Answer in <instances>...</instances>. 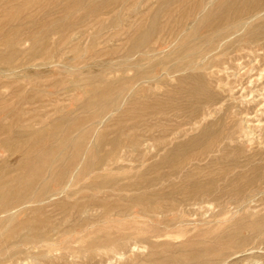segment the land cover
Returning a JSON list of instances; mask_svg holds the SVG:
<instances>
[{
	"label": "rangeland",
	"instance_id": "1",
	"mask_svg": "<svg viewBox=\"0 0 264 264\" xmlns=\"http://www.w3.org/2000/svg\"><path fill=\"white\" fill-rule=\"evenodd\" d=\"M6 1L7 0H0V6H2V8L0 7V9H2V11H0V19H1L0 20L1 21L0 22V28H2L4 26V30H3V28L0 29V38H1L0 41H2V43L0 42V59L2 60V61L0 60V72H1L0 73V82H1L0 85L4 81L3 84L0 86V95L3 94L2 97L0 96V101H1L0 102V117H2V118H0V124H1L0 125V127H1V129H0V144H1V146H0V169H1V167H4L3 169H6L9 166H15L18 164L17 162L20 161V158H21V156L19 155L20 153L12 154L10 149H8L9 143H11L13 141L18 142V140L21 141L20 139H18V140L15 139V137L13 135L14 132H18V130H19V132L25 133V132H29L32 130H38L39 128H42L41 132L45 131V133L43 132L41 135H43L45 137L44 141L46 144H48L47 146H49L51 143H53L52 138H50V140L48 141V139H49L48 136L51 133L50 131H52V129H53L52 127H49V126L53 122H55L56 119H58L60 117H69L68 118L69 123H71V120H72V125L70 124L72 127L70 125L68 127H71L72 133H73L72 128H73V125L75 122H76L75 126H76L77 130H79L80 127H83V125L85 126L83 128H87L89 126V124H87V122H85L86 119L84 121H83V119L86 117H87V119L90 118L89 114L91 116V113L93 111L97 110V112H99L101 110L98 107H93V108L86 107L85 108L83 106L84 105L83 103H86L88 100H90L89 102H87V104H85V106L86 105L88 106L89 103H93V102H94L93 104H96L95 102H98L104 94L106 96L110 95L109 98H112L118 92V90L121 87H123V88L127 89V92L123 94V97L124 96H126V97L123 98V101L120 102L119 106L111 108L110 109L111 111L109 110V112L105 113L102 116V118H100V120H99L100 123L98 126H96L97 130L96 131L94 130L95 131V132L93 131L94 133L92 132L95 137L94 136L92 137V139L90 140V144H87V147H85V148L88 149L90 146L93 147L94 141L96 142V137L99 134L103 133L106 136L101 134V136H103L104 138H102L103 139L102 141H99V144L101 145L100 147H102L101 148L102 152H106V150L110 148L109 145H106V144H108L107 139L115 137V130L119 129L118 125H117V120L122 119L121 117H123L122 120H124L123 121V122H125L124 124L128 125V124L134 123L137 126L136 133L134 131L136 136L134 135L133 132H131V134L134 135L135 138L136 137L138 138V142H139L138 144L140 146L137 147V150H133L134 152L130 151L129 153L120 154L121 156H118L117 160H115V163L113 162L111 165L113 171H111V169H109L110 173L108 170H105V171L102 170L101 171V174L103 176L102 178H105V177L111 178L113 176L112 177L113 180H117V182L120 183L119 184L120 186H123L124 184L127 185L126 183H128V182L144 183L142 189L139 190V188L134 187V189L124 191L123 194H125V195L126 194L134 195L135 193L145 194V192L151 194V196L156 195V194L157 195H156V197H153L154 200H152V202H151L152 204L150 203V201H147L143 204H139V205L137 204L135 206H132V205H134V204H132L131 209L127 210L126 212H123L120 209L115 210V208L110 209V211H109L108 206H106V205H108V204L110 205L112 203L116 204V202H117L116 197L113 198V196H107L106 195V193L109 192L107 190L110 188L108 186H110L111 184H109V185L105 184V187H108V188L102 189V191L103 190H105V191H103V192L101 191L102 192V193H100L101 195L96 193L98 195V197H95L96 199H94V200L90 199V200H92V202L94 201L92 203L88 199H89V197L92 196V194H94L95 196H96V194H95V192H92V190L88 191L90 189V187H88V186L92 181L91 180V178H93L92 176H94L95 174L92 173V175L90 177L89 176H88V178L85 177L84 180L80 181L78 179L79 174L81 172V168H82V166L80 165L78 167V169L75 168V170H74L75 173L73 172L74 175L68 176L65 180L63 179L64 183L62 185L64 188L68 189V192H66L67 190H65V192L64 191L62 192L61 186H57L55 183H51L50 187L48 189L42 190L43 191L42 194L45 196H42L43 199L41 198L40 201H35L32 203H28L29 205L26 204L24 206H21L25 210H23L21 207H18V208L11 209L5 213L0 214V227H1L0 228V230H1L0 231V247H1L0 248V257L2 256L0 258V261H1L0 264L1 263L2 264H204L205 262H206L205 264H264V220H263L264 219V185H263L264 184V170H263L264 169V167H263L264 166V161H263L264 160V155H263L264 154V101H263L264 100V89H263L264 88V85H263V83H264V71H263L264 70V10H262L258 16H256V15L252 16L255 13H251L250 15L244 16L243 18L245 20H247L249 23L247 26H243V27L241 26V27L237 28L234 32L232 31L229 34H226V35H228L227 37H225L226 36L225 35L223 38H221L222 40L221 39L216 40V43H214V45L210 46V47H209V44L207 43L206 40L209 38L208 35L211 32H207L206 29H201V28L198 29L197 28L198 30L195 32V85H196L195 87L199 88L201 86L200 90L203 89V91H199V89L195 88V91L197 93V94L195 93L196 94L195 100L197 101V99H198V101L197 102L195 101V104H192V106L190 105L188 107L185 105L184 99H185V97L187 98L188 89L189 90L191 89L190 85H192L193 82H188V81L185 82V81H182L181 78L187 76L188 74H190V72H194V71H189L187 69L174 71V70H176L174 68H177L178 67L177 65L181 64L183 61H185L184 64H188L191 61V59L188 58L187 56L181 55V53H182L181 50H183L186 46H188L191 43V41L194 40V38L190 36V33L195 28V16H196L195 11L196 10L192 9L194 6L190 7L191 4L194 3V1H192V0H183V1L178 0L177 1L176 0L172 4H167L166 0H158V2H157V0H154V1L153 0H140V1L139 0H123L122 1L123 3L122 2L120 3L121 0H116V1L115 0H108V1L107 0H104V1L101 0V2H99V3H98V1H100V0H97V2H96V0H95V2H94V0H90V1L84 0L85 2L83 0H82V2H80L81 0H74V1H72V0H59V1L58 0H50V1L49 0L48 1L42 0V2H41V0H35V2L33 0H27L25 2H23V0H16L17 3L15 0H13L14 2L13 1L11 2V0H8L7 2ZM31 1H32V3H31ZM111 1H113V2H111ZM118 1H119V3H118ZM135 1H137L136 2L137 5L135 4ZM4 2L7 4H4ZM20 2H23V3H20ZM27 2H30L31 4L27 3ZM59 2H60V4H58ZM62 2H64V3H62ZM104 2L106 4H104ZM149 2H152V3H149ZM161 2H162V4H161ZM183 2L184 3L186 2V3L184 4ZM190 2H192V3H190ZM39 3H42V5L41 4L39 5ZM88 3H91V4H88ZM93 3H94V6L92 5ZM95 3H96V5H95ZM131 3H133V4H131ZM8 4H10V5H8ZM25 4H27V5L29 4V6H27V9H26ZM57 4H58V6H57ZM65 4H67V6H69V8L71 10H65L64 9ZM68 4H71V5H68ZM110 4H113V5L110 6ZM116 4L118 5L117 7H115ZM159 4H161V5H159ZM12 5H14V6H12ZM17 5H19L20 7L18 8ZM24 5H25L24 9L26 11L28 10L27 12H25L24 9L21 8ZM43 5L45 7L48 6V9H46ZM78 5H80V7H78L79 9H76ZM158 5L160 6V8L158 7ZM180 5H182V6L180 7ZM73 6L74 7L76 6V7L73 8ZM97 6H98V8H97ZM106 6H107V9H106ZM4 7H6V8H4ZM14 7H17V8H15L17 10L19 9L17 12L18 14L15 12L16 11L15 9H12ZM30 7H31V9H30ZM33 7L35 9H32ZM40 7L42 8V10L38 11L39 9H41ZM92 7H93V11L90 12V10H92V9H89V8H92ZM103 7H105V8H103ZM110 8H112V9H110ZM168 8H170V10H169L170 12L167 11ZM174 8H175V10H174ZM187 8L191 9V10H188ZM4 9H5V11L7 9H9V11L5 12ZM75 9L77 10L76 12H75ZM86 9L88 11L84 12ZM98 9H100L101 11L102 10H104V11L100 12V10H98ZM113 9L114 10L117 9V10L114 11ZM30 10H32V11H30ZM35 10H37V11H35ZM58 10H59V12H58ZM187 10L189 12H187ZM65 11L68 13V15L65 13ZM69 11H71V12H69ZM151 11L153 13L151 15H149L151 13ZM158 11L163 12L164 18H162V17H161V19L159 18L158 24L162 25L164 23L162 25L164 27V28H162V30L163 29L166 30V31H164L165 33L161 32V27H160V29H158L155 32V34H153L151 36V39L149 40V43L147 45L146 44L145 45L144 44L143 45L138 44L139 42H136V40L139 41V37L142 35V33H144L147 30L149 23H151V19L153 17L152 15H155L154 13H156ZM179 11L181 14L179 13ZM8 12L11 16H12V14L13 15L15 14V20L13 19L14 16L9 17L10 15L8 14ZM22 12H23V15H22ZM38 12L39 13L45 12V13H40L41 16L39 18H36L39 16ZM61 12H62V14H61ZM87 12L88 13L90 12V13L88 15H86ZM91 13L92 14L95 13L98 15L97 16L95 14L91 15ZM170 13H171V15H170ZM173 14H175V15L173 16ZM44 15H47V16L44 17ZM65 15H67V16H65ZM72 15H74V16H72ZM141 15L143 16L144 19L142 18ZM148 15H149V17H148ZM180 15H182L181 16L182 18L179 17ZM5 16H6V18H5ZM18 16H20V17H18ZM28 16L32 17L34 19L33 22H32V18H29ZM87 16H89V17H87ZM172 16H173V18H172ZM23 17H24V19H23ZM27 17L30 20L29 19L26 20ZM34 17L36 18V20ZM60 17L63 19H61ZM82 17H84V18L82 19ZM91 17H93L92 19L95 18V20L94 21L91 20L90 19ZM97 17H99V18H97ZM176 17L178 20L176 19ZM183 17H187V19L189 17V19L186 20L185 18L183 19ZM255 17H257V18H255ZM57 18H59L60 20H54ZM80 18L82 19V21ZM137 18H138V20H136ZM7 19H9V20H7ZM11 19H13L14 21L12 22ZM45 19H48L47 21H49V22H47ZM70 19L71 20L73 19V20L70 21ZM174 19H175V21H174ZM181 19H183V20L181 21ZM4 20L8 21V22H5ZM22 20H26V22H23ZM44 20H45V22H44ZM116 20H117V22H116ZM135 20L137 22V25H135L136 24ZM159 20H161V21H159ZM29 21H31L32 23ZM40 21H43V22L40 23ZM46 22L49 25H47ZM58 22L60 24H57ZM86 22H88V23H86ZM97 22H98V24H97ZM172 22H174V23H172ZM5 23L7 24V27H5ZM8 23H10V25ZM19 23H21V24H19ZM43 23H44V25H42ZM79 23L81 24V26ZM133 23H134V25H133ZM140 23H142V24L140 25ZM184 23L186 25H184ZM25 24H27L28 26ZM56 24H57V28L55 26ZM62 24L63 25L65 24L64 25L65 28L64 27L62 28V26H63ZM167 24H168V27H167ZM171 24H173V25H171ZM21 25L23 26V28ZM36 25H38V27H35ZM76 25H78V26H76ZM83 25L84 26L86 25V26L83 27ZM182 25H184V26H182ZM19 26H21V27H19ZM32 26L35 28L32 29L33 28ZM71 26L75 27V28L73 29ZM165 26H166V29H165ZM173 26H174V28H173ZM181 26H182V29H181ZM40 27H42V28H40ZM80 27H82V28H80ZM175 27H176V29H175ZM12 28H14L15 30H12ZM19 28H20V30L22 29L20 32L18 30ZM55 28L57 30H55ZM67 28H68V30H67ZM139 28L142 31H140ZM169 28H172L173 31L170 30ZM7 29H9V30L7 31ZM25 29H27L28 31H26ZM2 30L4 31V33L2 32ZM17 30L19 33L17 32ZM23 30H24V32H23ZM46 30H48V31L45 32ZM52 30H53V32H52ZM54 30L56 32V35H53V34H55ZM246 30H248V31H246ZM6 31H7V33H6ZM32 31H34V32L36 31V32L34 33ZM168 31H169V33H168ZM9 32H11V33H9ZM12 32H15V34ZM31 32H32V34H31ZM42 32H44V33H42ZM62 32H64V33H62ZM71 32H72V34L70 35ZM157 32H159V33H157ZM160 32L163 33V35ZM240 32H242V33H240ZM5 33H6V35L11 34L10 36L12 39L10 38V36L9 37H8V35L6 36ZM58 33H60V34H58ZM65 33H66V35H65ZM137 33H138V35H137ZM237 33H239V34H237ZM33 34H34V36L32 37ZM41 35H42L41 38L36 39V37H40ZM47 35H49V36L47 37ZM67 35H69V36H67ZM2 36H4L5 38ZM63 36H65V37H63ZM134 36H135V38H134ZM52 37H53V39H51ZM131 37H132V39H131ZM65 38H66V40L63 41V39H65ZM168 38H170V39H168ZM10 39L11 40L15 39V40H13V42H12ZM59 39L61 41H59ZM68 39L70 40V42ZM133 39H134V41L132 42ZM158 39H160V40H158ZM43 41H44V43H43ZM22 42L24 43V45ZM32 42L35 45L32 44L30 46V43H32ZM168 42H169V44H168ZM36 43L37 44L39 43V44L37 45ZM58 43H59V45H61V43H62L61 47L64 48V50L60 46H58ZM156 43H157V45H156ZM17 44H19V45H17ZM152 44H154V45H152ZM181 44H183V45H181ZM216 44H217V47H216ZM20 45H22V46L20 47ZM129 45L130 46L133 45V47L132 46L130 47ZM225 45H227V46H225ZM231 45H234V46L231 47ZM137 46H139V47L134 48ZM44 47H46L48 49H46ZM49 47H51V48H49ZM58 47H59V49H58ZM152 47H153V49H151ZM169 47H170V49H169ZM212 47H214V48L212 49ZM38 48H40V49H38ZM41 48L44 51L41 50ZM60 48L62 49L61 51H60ZM156 48H158V50ZM57 49L60 51V53H59V51H57ZM209 49H210V51H209ZM224 49H226V50H224ZM17 50L18 51L20 50L21 53H19ZM229 50H230V52H229ZM32 51H34V52H32ZM40 51H42V52L39 53ZM53 51H55V52L52 54ZM146 51H149L148 56H146V54H145ZM226 51H228L229 53ZM126 52H128V53H126ZM216 52H218V53L215 54ZM11 53H12V55H11ZM17 53H19V54H17ZM33 53L34 54L36 53V55H33ZM37 53H39V54H37ZM132 53L135 55L131 56ZM151 53H153V54H151ZM224 53H226L227 55L226 54L224 55ZM42 54H44L43 55L44 57L42 56ZM143 54H145V55H143ZM173 54H174V56H173ZM9 55H11L12 58H10ZM31 55L34 56V58H32ZM4 56L6 58L8 56V58H10L12 60L10 61V59L7 58L8 59V61H7V59H5ZM13 56H14V59H13ZM49 56H52V57H49ZM124 56H126V57H124ZM28 57H30V58H28ZM133 57H135V58L133 59ZM19 58H21L20 61H18ZM38 58H40V59H38ZM160 58H162V59H160ZM208 58H210V60ZM214 58L215 59L217 58L216 60L218 62ZM50 59H52V60H50ZM143 59H145L144 60L145 62L143 61ZM213 59H214V61H213ZM15 60H16V62L17 61L18 62L17 63L14 62ZM22 60H24V61H22ZM42 60H45V61H42ZM46 60H48V61L46 62ZM5 61H7V62L5 63ZM160 61L161 62L163 61V62L161 63ZM170 61H171V64H170ZM207 61H209V62H207ZM24 62L27 63V65ZM177 62H178V64H177ZM19 63H22V64H20V67H17V66H19L18 65ZM149 63L151 64V66H149L150 65ZM163 63H165V64L163 65ZM200 63H202V64H200ZM14 64H16V65H14ZM166 64H167V66H165ZM209 64H211V66H208ZM8 65H10V66H8ZM136 65L137 66L139 65L138 68L141 67L142 69L140 68V70H139L136 67ZM212 65H213V67H212ZM112 67H114V68H112ZM126 67L130 68L129 69L130 71L128 70V68L125 69ZM159 68H161V69H159ZM214 68H215V70H214ZM220 69H221V71H220ZM208 70H210L211 73ZM212 70H213V72H212ZM76 71H78V72H76ZM72 72H75L76 74L74 73V75H73ZM81 72H82V74H81ZM86 72H89V73H86ZM142 72H143V74H141ZM147 72H150V73L146 74ZM165 72L167 73V75ZM99 73H101L100 74V75H102L101 77H100ZM139 73H140V75H138ZM175 74H178V75H175ZM210 75H212V77ZM82 76H85V77H82ZM87 76H89V77H87ZM139 76L140 77L144 76V78L143 77L140 78ZM96 77L98 80L95 79ZM131 77L135 78V82L130 81V84H129L128 81H129V79H131ZM260 77H263V79ZM92 78H94V79H92ZM14 79L15 80L18 79V81L14 82ZM122 79H123V81H122ZM124 79L128 80L127 83H125L126 80H124ZM164 79H166V80L164 81ZM218 79L219 80L221 79V81H219ZM12 80L14 83H12ZM60 80L62 81L61 84L59 83ZM91 80H94L95 82H93ZM118 80H120V81H118ZM142 80H144V81H142ZM207 80L209 81L210 86L209 85L207 86V84H208ZM77 81H79V82H77ZM156 81L158 84H156ZM180 81L182 82L181 84L178 83ZM10 82H11V84H10ZM40 82H42V83L45 82V83L42 84ZM97 82L101 83V84L99 85ZM202 82L205 83V85ZM72 83H75V84H73V86H72ZM76 83H78V84H76ZM123 83H125V85ZM146 83H148V84H146ZM183 83H186V84L183 85ZM80 84L82 85V88H81ZM108 84H109V87L111 90L107 86ZM111 84H113V85H111ZM122 84H123V86H121ZM141 84H143V85H141ZM13 85H15V86H13ZM50 85H52V86H50ZM54 85H55V87H54ZM56 86H59V87L57 88ZM95 86H98V87H95ZM111 86H113L112 87L113 89L111 88ZM10 87H13V89L12 88L9 89ZM72 87L74 89L75 88L76 89L74 90ZM92 87L96 88V90H97L96 93H99V95L95 93V89H93ZM105 87L107 88V90H110V91H106ZM159 87H160V89H159ZM15 88H18V89H15ZM20 88L22 91L19 90ZM102 88H104V89H102ZM166 88H168V89L166 90ZM98 89H100V90L98 91ZM175 89H180V90H175ZM184 89H186L187 92H184ZM16 90L17 91L19 90L20 92L19 91L16 92ZM92 90H94V91H92ZM168 90L169 91L171 90L170 94L168 93ZM34 91H36V92L33 93ZM174 91H177V93L176 92L174 93ZM10 92H11V95H10ZM13 92H14V94H13ZM154 92H156L157 94ZM172 92L174 94H172ZM180 92H182L183 95ZM152 93L154 95L155 94L156 95L153 97H150ZM206 93H208L209 95L208 94L205 95ZM15 94L16 95L18 94L17 98H16ZM34 94L38 95L39 98L36 95L34 96ZM93 94H94V96H93ZM211 94H213V95L215 94V97ZM7 95H8V97H7ZM88 95H92L91 97H93V98H90V96H88ZM100 95H101V97H100ZM147 95H149V96H147ZM201 95H202V97H201ZM254 95H255V97H254ZM11 96H15V97H12V99H11L12 101H10ZM33 96L35 98H32ZM95 96L98 97L99 100ZM204 96H206L205 97L206 100H205ZM94 97L96 98V101L93 100V99H95ZM133 97H136L137 99L133 98ZM177 97H179V100ZM18 98H20L21 101ZM21 98H24V100ZM31 98H32V100H31ZM54 98L57 99L58 101L55 100ZM146 98H148V99H146ZM155 98H158V99H155ZM180 98H184V99H180ZM35 99H38V100H35ZM48 99H50V100H48ZM130 99L132 101H135V99H136L135 103H131L132 101ZM212 99H216V100H213L214 103H216V104L213 103ZM2 100L3 101L5 100V101L2 102ZM15 100H17V101H15ZM26 100L27 101H33V102H26ZM46 100H48V101H46ZM164 100H166V101H164ZM167 100L171 101V102L173 101V102L168 103ZM202 100H205V101H202ZM253 100H257V101L254 102ZM18 101H20V102H18ZM40 101H43V102H40ZM51 101H54L56 104L54 105L53 104L54 102H52V104H49V103H51ZM128 101H131V102H128ZM155 101H157V103H159V106H157V107L154 106V105H158L157 103H155ZM182 101H184V102H182ZM248 101H249V103H248ZM16 102L19 103L18 106H17L18 103L16 104ZM57 102L59 103V107H58ZM149 102H151V103H149ZM12 103H13V105H11ZM26 103H28V104H26ZM46 103L49 104V106L50 105H52V106L48 107V105ZM148 103H149V105L153 104L154 109H156L155 111H157V110L161 111L162 110L161 114H158L156 117L153 115L147 116L146 115L147 112L145 110H143V108H145V106L148 105ZM163 103L164 104L168 103L167 105L169 106V108L165 109L164 108L165 105ZM200 103H201V105H198ZM203 103H204V105H203ZM39 104L42 105L43 108H41L42 106H40ZM160 104H161V106H160ZM188 104H190V103H188ZM256 104L259 106H257ZM35 105H36V107H35ZM37 105H39L40 108ZM44 105H46V106L44 107ZM162 105H164V106H162ZM193 105H196V107L193 108ZM261 105H262V107H261ZM30 106H34V107L30 108ZM181 106H183L184 108L182 109ZM185 106L188 107V109H186ZM61 107H63V108H61ZM162 107L168 111L166 112L165 110H163ZM197 107H199V108H197ZM15 108H16V110H13ZM57 108H59V109H57ZM80 108H82V109H80ZM87 108H89L90 110L88 109L87 111H85ZM95 108H97V109H95ZM4 109H5V111H7V113L4 111ZM30 109H31V111H30ZM129 109H130V111H129ZM131 109H132V111H131ZM181 109L183 111H181ZM17 110H19V111L17 112ZM26 110H28V111H26ZM82 110H84V111H82ZM50 111H55V112H50ZM69 111H70V113H69ZM115 111H118V112H115ZM125 111H126V113H125ZM194 111H196V112H194ZM197 111H199V112H197ZM243 111H244V113H243ZM21 112H22V115H21ZM34 112H36V113H34ZM41 112L44 114L46 113V115L48 117L45 116L44 114H42ZM49 112H50V114H49ZM9 113H10V115H9ZM15 113H17L18 115ZM37 113H39V114H37ZM80 113H83V114H80ZM130 113H133L132 114L133 116ZM167 113H168V115H167ZM186 113H188L189 116ZM192 113H195L194 117H193ZM226 113H230V114H226ZM12 114L13 115L15 114V115L11 116ZM30 114H32V115H30ZM78 114H80V115H78ZM162 114H165V115H162ZM177 114H178V116H177ZM179 114H182V115H180L181 117H179ZM184 114H186L187 116H185ZM144 115H146L148 117V119H147V117L145 119ZM183 115H184V117H183ZM134 116H136V117H134ZM142 116H144V117L141 118ZM163 116H165V117H163ZM247 116H249V117H247ZM27 117L30 119L28 120ZM33 117H34V119H33ZM52 117H54V118H52ZM56 117H58V118H56ZM204 117H205V119H203ZM227 117H229V118H227ZM234 117H236V118H234ZM126 118H128V119H126ZM129 118H131V120H129ZM160 118H164V119H160ZM226 118L229 119L230 122ZM232 118H233V120H232ZM243 118L244 119L246 118L247 121L243 120ZM142 119H144V120L142 121ZM193 119L195 120V122H191ZM224 119H226V120H224ZM25 120H26V122H25ZM39 120H42V121H39ZM234 120H235V122H234ZM200 121H201V123H200ZM219 121H220V123H219ZM221 121L222 122L224 121L223 122L224 125ZM5 122H7L8 124ZM80 122H82V123H80ZM246 122L248 125L246 124ZM14 123L16 126L14 125ZM21 123L22 124L24 123V125H22ZM31 123H32V125H31ZM230 123H232V124H230ZM41 124H44V125H41ZM152 124L155 127H153L154 129L150 131L149 129H150V126H152ZM219 124H221V126ZM226 124H227V126H226ZM62 125H64V124H62ZM78 125H81V126H78ZM148 125H149V127H148ZM218 125L220 126V128ZM210 126L211 127L215 126L214 129L221 130L225 136H226L225 133H228V132L232 133L234 135V140L232 139V141H233L232 143H234V145L231 144L230 142H227L228 140L225 139V142L230 144V146L228 145L229 154L231 156H233V154L235 156H237L239 154L238 157L233 156L232 158H234V159L235 158H242L243 159L245 156H247L243 160L238 159V161H242V162L247 160V159L256 158V159H253L254 162L255 163L257 162L256 164H259V165L262 164L263 165V166L260 165L261 170L259 169V171H261L260 178L258 179L257 183H255V185H253L254 187L250 186L251 189L246 190L247 191L246 196H243V197L242 196H236V197L233 196V194H232L233 190L231 188H228L227 190H225L226 188L223 187L224 184L222 182H220L221 184L219 186V189L213 193L214 196H212V193H210L209 196H207V197H206V195H208L207 193H204L205 195H203L202 193L195 195V193H194L195 191H194V187H193L195 185V176H194V178H192L190 180L186 179V177L190 173H194V175H195V158H193L191 156L189 157L188 164H186L185 167H183L181 169V171L178 172V174L176 176L174 174V175L168 176V178L166 177L165 180H163V178H162V180L157 179L160 176H162L163 174H165L167 171H169L167 166L162 167V165H161L163 163L164 159L166 158L167 151L170 148H172L173 146H176L178 143L188 142L190 137L199 135L200 132L202 133L203 131H205V129L207 130ZM12 127H15V128H12ZM63 127L64 126H62V128ZM192 128H193V130H192ZM5 129H7L6 133H4ZM16 129H18V130H16ZM227 129H228V132H226ZM77 130H75V133H73V134H75L74 136H76V137L79 134L77 132ZM81 130H82V128H81ZM110 130L111 131L113 130L112 131L113 133L112 132L110 133L109 132ZM47 131H48V133H46ZM96 132H97V134L98 133L99 134L96 135ZM252 132H254V133H252ZM232 134H231V136H233ZM251 134H253V135H251ZM235 135H236V137H235ZM7 136H9V138ZM107 136H109V137H107ZM5 138H7L8 140ZM26 139L22 140V142H24ZM239 139L242 141H240ZM250 139L252 140V143L250 142ZM259 140L261 141V143ZM237 141H238V143H237ZM239 142H241V143H239ZM238 145H240V147H238ZM231 146H233V147H231ZM238 148H240V149H238ZM236 149H237V151H236ZM69 150L72 151V147ZM255 152L257 153V155H255L256 154ZM259 153H260V155H259ZM242 154H243V156H241ZM186 155H185V158L186 157L188 158V155L187 156ZM85 158H86V156H83V158L81 159V161L83 163L85 162ZM191 158H193L191 160L192 163H189ZM184 159L182 158V160H184ZM2 161H4V163L7 161V163H5V165H4V163H1ZM203 162L207 163L206 160ZM205 163H203V164H205ZM58 168L61 169V167H58ZM242 169H245V168H242ZM248 169L249 168H247L246 170H248ZM238 170H241V168H238ZM262 172H263V175H262ZM110 174H111V176H109ZM107 175H108V177H107ZM248 175H250V174H248ZM251 177L253 178V176H250L249 178H251ZM106 178L101 179V180H106ZM109 178L107 179L108 181L106 180L107 183L110 182L109 180H111ZM89 179H90V181H89ZM167 179H169L170 181L172 180L175 183L177 181V183L174 185H172L173 183L169 184V182H168L169 180H167ZM113 180H112V182H114ZM104 182H102V183H104ZM151 182L152 183L155 182V185H152V186L148 185ZM86 184H87V186H86ZM179 184H181V185H179ZM53 185H54V188H53ZM169 186H171V187H169ZM79 187L83 190V192L81 190H79L80 189ZM52 189H53V191H52ZM175 189H183V192L178 193V192H176L177 190H175ZM78 190H79V192H77ZM253 190H254V192H253ZM49 191L51 193H56V194L48 193ZM221 191H223V192H221ZM227 191L229 194L227 193ZM59 192H60V194H59ZM71 192H72V194H71ZM78 193H79V195L80 194H82V195L79 196V195H77ZM102 194H104V195H102ZM158 195H160V196H158ZM248 195H249V197H248ZM221 196H224V197H221ZM157 197H159V198H157ZM203 197H205V198H203ZM80 198L83 199L82 201L86 202V203H83L82 201L79 202V200H81ZM70 199L73 201H71ZM97 199H99V200H97ZM102 199H104L106 201L103 200L102 203H100ZM58 200H60V201H58ZM61 200H64L65 202L61 201ZM75 200L77 203H80L82 206L80 204L77 205V203L74 202ZM95 200L97 202L99 201V203L95 202ZM157 200H159V201H157ZM67 202H68V204H67ZM57 203L61 206H59ZM73 203H75L77 206ZM159 203H161V204H159ZM37 204H38V207H37V209H35ZM34 205H35V207H34ZM92 205H93V207H92ZM28 206H30L29 209H28ZM43 206H45V207H43ZM83 206H84V208H83ZM99 206H101V207H99ZM59 208H60V210L63 209V211L61 210L62 213L57 212L59 210ZM64 208H65V210H64ZM105 208H107V209L104 210ZM144 208L145 209L148 208V211L144 212L145 211ZM39 209L42 211L40 212ZM74 209H76V210L74 211ZM82 210L83 211L85 210V211L83 212ZM67 211H69V212H67ZM78 211H79V213H78ZM36 212H38L39 214L40 213H42V214L45 213V214L39 215ZM70 212L73 214L71 215ZM33 213H34V215H33ZM64 213H66V214H64ZM17 215H18V217H17ZM86 216H87V219H85ZM48 217H50V218H48ZM29 218H30V220H29ZM38 218H41L42 220L46 221L47 223L49 220L48 224H50L49 226H52V228L51 227L44 228V227L40 226L41 228H39V227H37L36 229L31 228L32 229L31 230V229H22L20 227V224L22 222L27 221V220L32 221V222H33V220H40ZM50 219H52V220H50ZM56 220H57V222H56ZM6 221H7V223H6ZM18 223H20V224H18ZM55 223H57V225ZM83 223H84V225H83ZM255 223L256 224L258 223L257 226L254 225ZM238 224H240L241 226L238 227ZM242 224H244V225H242ZM246 224H247V226L248 225L249 226L247 227ZM259 224H261V225L263 224V228H260L262 226H260ZM13 225L14 226L17 225V226L14 227ZM12 226H13V229H15V230L19 229L18 232H19V234H21V235H17L14 239L15 240L20 239L19 242H22V243H19L18 241L6 242L4 239L6 237H2L10 229H11L10 231L13 230ZM32 226H34V225L32 224ZM245 226H246V228H245ZM60 227H62V228H60ZM251 227H253V228H251ZM55 228H58V229H55ZM75 228H77V229H75ZM34 231H36V232H34ZM48 231L51 233L49 234ZM23 232H25V233H23ZM38 232L41 233V236H43V237L39 238L38 236H35V233H38ZM39 233H38V235H39ZM45 233L47 235H45ZM29 234H30V236H29ZM25 235H27L29 237V239H32V237H33V239L34 240L36 239L37 241H34L32 239L33 241L31 243L25 244V242L22 240L25 237ZM96 235L98 237L95 238ZM227 236H228V238H227ZM47 237H48V239H47ZM106 237H108V239ZM225 237L227 238V240L228 239H232V240L230 242H229V240L225 241L226 240ZM230 237H232V238H230ZM97 238H99V239L97 240ZM105 238L107 239L108 242L104 241ZM97 241L100 243L98 245H95L98 243ZM221 241H223V242H221ZM1 242H3V243H1ZM16 242H18V243H16ZM101 242H103V243H101ZM219 242H220V245H218ZM224 242H226V243L229 242V243L226 244ZM90 243H92L93 245L92 244L91 245H85V244H90ZM224 244H225V246H224ZM210 245H212L211 246L212 248L210 247ZM16 246H19L18 247L19 249L18 248L16 249ZM84 246L86 247V249L84 248ZM92 246H94L96 249L92 248ZM90 247H91V249H90ZM35 248H37V249H35ZM216 249L217 250L220 249V250L217 251ZM221 249H223V250H221ZM1 250H2V252H1ZM91 250H93V252H90ZM97 250H98V252H97ZM205 250H207V251H205ZM94 251L96 252V254L93 255V253H95ZM200 253H203L202 256ZM193 255H196L195 256L196 260H198L199 262H201L202 260L203 261L201 263H199L198 261H196L193 258L194 257ZM207 256H208V258H207ZM209 256H211L212 258ZM197 257L198 258L200 257V258L197 259ZM203 257L205 259H203ZM7 259H8V261H7Z\"/></svg>",
	"mask_w": 264,
	"mask_h": 264
},
{
	"label": "bare ground",
	"instance_id": "2",
	"mask_svg": "<svg viewBox=\"0 0 264 264\" xmlns=\"http://www.w3.org/2000/svg\"><path fill=\"white\" fill-rule=\"evenodd\" d=\"M8 1V0H7ZM6 1V2H7ZM13 0H11V2H12ZM16 1V0H15ZM25 1H27V0H23V2H25ZM34 2H35V0H33ZM48 1V0H47ZM46 1V2H47ZM50 1V0H49ZM59 1V0H58ZM57 1V2H58ZM72 1H74V0H72ZM84 1V0H83ZM90 1V0H89ZM104 1V0H103ZM108 1V0H107ZM116 1V0H115ZM123 0H121L120 1V3L122 2ZM140 1V0H139ZM154 1V0H153ZM176 0H166V3L167 4H172L173 2H175ZM178 1V0H177ZM183 1V0H182ZM192 1H194V3H192V2H190V3H192L191 4V6L190 7H192V6H194L192 9L194 10H196L195 11V14H196V16H195V28H194V30L190 33V36L191 37H193L194 38V40L193 41H191V43L188 45V46H186L183 50H181L182 51V53H181V55H183V56H187L188 58H190L191 59V61L188 63V64H184L185 63V61H183L181 64H179V65H177L178 67V69L177 68H174V69H176V70H174V71H178V70H189V71H194V72H190V74H188L187 76H185V77H183V78H181V80L182 81H185V82H193L192 83V85H190V87H191V89L189 90L188 89V92L186 91V89H184V92H187V94H188V96H187V98L185 97V99L184 98H180V99H184L185 100V102L184 101H182V102H184L185 103V105L186 106H192V104H195V97H196V91H195V32L198 30V29H206V31L207 32H211L208 36H209V38L206 40L207 41V43L209 44V47L210 46H213L214 45V43H216V40H219V39H221V38H223L226 34H229L230 32H234L237 28H239V27H243V26H247L249 23H248V21L247 20H245L243 17L244 16H247V15H250L251 13H255V14H253L252 16H254V15H256V16H258L260 13H261V11L262 10H264V0H192ZM14 2V1H13ZM23 2H20V3H23ZM33 2V3H34ZM41 2H42V0H41ZM44 2V1H43ZM55 2V1H54ZM78 2V1H77ZM80 2H82V0L80 1ZM85 2V1H84ZM83 2V3H84ZM88 2V1H87ZM86 2V3H87ZM94 2H95V0H94ZM96 2H97V0H96ZM99 2H101V0L100 1H98V3ZM111 2H113V1H111ZM136 2L137 1H135V4H136ZM157 2H158V0H157ZM163 2V1H162ZM162 2H161V4H162ZM187 2V1H186ZM185 2V3H186ZM16 3H17V1H16ZM27 3H30V2H27ZM31 3H32V1H31ZM30 3V4H31ZM49 3V2H48ZM62 3H64V2H62ZM118 3H119V1H118ZM117 3V4H118ZM123 3V2H122ZM128 3V2H127ZM126 3V4H127ZM149 3H152V2H149ZM184 3V2H183ZM184 3V4H185ZM4 4H7V3H5L4 2ZM35 4V3H34ZM42 5V3H39V5ZM45 4V3H44ZM47 4V3H46ZM58 4H60V2L58 3ZM58 4H57V6H58ZM72 4V3H71ZM71 4H68V5H71ZM88 4H91V3H88ZM104 4H106L105 2H104ZM116 4V6L115 7H117L118 5ZM131 4H133V3H131ZM130 4V5H131ZM134 4V5H135ZM161 4H159V5H161ZM3 5V4H2ZM8 5H10V4H8ZM26 5V9H27V6H29V4L27 5V4H25ZM25 5L23 6V7H21V8H25ZM87 5V4H86ZM93 6H94V3L92 4ZM95 5H96V3H95ZM103 5V4H102ZM101 5V6H102ZM111 5H113V4H110V6ZM137 5V4H136ZM154 5V4H153ZM158 5V7L160 8V6ZM189 5V4H188ZM187 5V6H188ZM4 6V5H3ZM12 6H14V5H12ZM18 6V8L20 7L19 5H17ZM37 6V5H36ZM44 6V5H43ZM47 6V5H46ZM89 6V5H88ZM87 6V7H88ZM122 6V5H121ZM155 6V5H154ZM153 6V7H154ZM175 6V5H174ZM182 5H180V7H181ZM186 6V7H187ZM1 8H2V6H0ZM45 7V6H44ZM63 7V6H62ZM71 7V6H70ZM76 7V6H75ZM74 6H73V8H75ZM78 7H80V5H78L77 6V8L76 9H79ZM4 8H6V7H4ZM8 8V7H7ZM15 8H17V7H14V8H12V9H15ZM37 8V7H36ZM41 8V7H40ZM46 9H48V6L47 7H45ZM44 8V9H45ZM58 8V7H57ZM97 8H98V6H97ZM103 8H105V7H103ZM158 8V9H159ZM164 8V7H163ZM162 8V9H163ZM171 8V7H170ZM170 8H168V10L167 11H169L170 10ZM22 9V10H23ZM30 9H31V7H30ZM32 9H35L34 7L32 8ZM39 9V8H38ZM60 9V8H59ZM63 9V8H62ZM65 10H71L70 8H69V6H67V4H65V8H64ZM75 9V12L77 11ZM89 9H92V10H90V12L91 11H93V7L92 8H89ZM106 9H107V6H106ZM110 9H112V8H110ZM134 9V8H133ZM152 9V8H151ZM156 9V8H155ZM180 9V8H179ZM178 9V10H179ZM188 9V8H187ZM16 11V13L18 12V10L17 9H15ZM40 10H42V8L41 9H39L38 11H40ZM98 10H100V9H98ZM114 10V9H113ZM115 10H117V9H115ZM114 10V11H115ZM150 10V9H149ZM174 10H175V8H174ZM182 10V9H181ZM188 10H191V9H188ZM187 10V12H189ZM0 11H2V9H0ZM4 11H5V9H4ZM7 11H9V9H7L5 12H7ZM12 11V10H11ZM10 11V12H11ZM24 11L25 12H27L25 9H24ZM30 11H32V10H30ZM35 11H37V10H35ZM45 11V10H44ZM49 11V10H48ZM52 11V10H51ZM84 11V10H83ZM86 11H88L87 9L84 11V12H86ZM102 11H104V10H102ZM101 10H100V12H102ZM113 11V12H114ZM148 11V10H147ZM164 11V10H163ZM173 11V10H172ZM177 11V10H176ZM175 11V12H176ZM14 12V13H15ZM21 12V11H20ZM19 12V13H20ZM24 12V13H25ZM56 12V11H55ZM58 12H59V10H58ZM69 12H71V11H69ZM80 12V11H79ZM89 12V13H90ZM96 12V11H95ZM107 12V11H106ZM170 12V11H169ZM185 12V11H184ZM183 12V13H184ZM39 13V12H38ZM40 13H45V12H40ZM39 13V16L38 17H36L35 15V17L36 18H39L40 16H41V14ZM65 13L68 15V13L65 11ZM78 13V12H77ZM81 13V12H80ZM88 12L86 13V15H88L89 14ZM104 13V12H103ZM112 13V12H111ZM153 12L151 11V13L149 14V15H151ZM178 13V12H177ZM179 13H180V11H179ZM2 14V13H1ZM8 14H9V12H8ZM18 14V13H17ZM32 14V13H31ZM52 14V13H51ZM61 14H62V12H61ZM64 14V13H63ZM74 14V13H73ZM93 14H95V13H93ZM92 13H91V15H93ZM100 14V13H99ZM105 14V13H104ZM107 14V13H106ZM109 14V13H108ZM155 15H152L153 17H152V19H151V23H149V25H148V28H147V30L144 32V33H142V35L139 37V41L138 40H136V42H139L138 44H140V45H147L148 43H149V40L151 39V36L153 35V34H155V32L158 30V29H160V27H161V32H164V31H166V30H162V28H164L162 25L164 24H162V25H159L158 24V19L160 18L161 19V17L162 18H164L163 17V12L162 11H158V12H156V13H154ZM181 14V13H180ZM186 14V13H185ZM194 14V15H195ZM5 15V14H4ZM10 15V14H9ZM8 15V16H9ZM21 15V14H20ZM22 15H23V12H22ZM56 15V14H55ZM54 15V16H55ZM67 15H65V16H67ZM96 16L98 15V14H95ZM149 15H148V17H149ZM169 15V14H168ZM170 15H171V13H170ZM175 14H173V16H174ZM187 15V14H186ZM12 16H14L13 17V19L15 20V14L13 15L12 14ZM11 15L9 16V17H12ZM26 16V15H25ZM32 16V15H31ZM45 16H47V15H44V17ZM59 16V15H58ZM72 16H74V15H72ZM81 16V15H80ZM95 16V17H96ZM142 16V15H141ZM145 16V15H144ZM173 16H172V18H173ZM182 15H180L179 17H181ZM18 17H20V16H18ZM29 17V16H28ZM27 17V19L26 20H28L29 18H32V17H29L28 18ZM34 17V18H35ZM57 17V16H56ZM64 17V16H63ZM71 17V16H70ZM69 17V18H70ZM85 17V16H84ZM84 17H82V19L84 18ZM87 17H89V16H87ZM146 17V16H145ZM178 17V18H179ZM5 18H6V16H5ZM4 18V19H5ZM36 18H35V20H36ZM49 18V17H48ZM61 18V17H60ZM93 17H91L90 19L91 20H95V18L94 19H92ZM97 18H99V17H97ZM141 18V17H140ZM139 18V19H140ZM142 18H143V16H142ZM141 18V19H142ZM166 18V17H165ZM171 18V19H172ZM182 18V17H181ZM186 19V20H188L189 19V17H188V19H187V17H183V19ZM255 18H257V17H255ZM13 19H11L12 20V22L14 21ZM23 19H24V17H23ZM61 19H63V18H61ZM75 19V18H74ZM79 19V18H78ZM81 19V18H80ZM82 19H81V21H82ZM140 19V20H141ZM144 19V18H143ZM148 19V18H147ZM176 19H177V17H176ZM180 19V18H179ZM183 19H181V21L183 20ZM1 20V19H0ZM7 20H9V19H7ZM18 20V19H17ZM26 20H22L23 22H26ZM30 20V19H29ZM33 18H32V22H33ZM46 21L48 20V19H45ZM45 20H44V22H45ZM54 20H60L59 18H57V19H54ZM53 20V21H54ZM73 20V19H72ZM71 19H70V21H72ZM136 20H138V18L136 19ZM136 20H135V22H136ZM139 20V21H140ZM169 20V19H168ZM167 20V21H168ZM178 20V19H177ZM5 21V20H4ZM21 21V20H20ZM19 21V22H20ZM80 21V20H79ZM114 21V20H113ZM159 21H161V20H159ZM163 21V20H162ZM174 21H175V19H174ZM180 21V22H181ZM1 22V21H0ZM5 22H8V21H5ZM11 22V21H10ZM29 22H31V21H29ZM31 22V23H32ZM43 21H40V23H42ZM47 22H49V21H47ZM47 22H46V24H47ZM64 22V21H63ZM75 22V21H74ZM73 22V23H74ZM90 22V21H89ZM116 22H117V20H116ZM134 22V23H135ZM149 22V21H148ZM147 22V23H148ZM166 22V21H165ZM169 22V21H168ZM187 22V21H186ZM22 23V22H21ZM21 23H19V24H21ZM35 23V22H34ZM33 23V24H34ZM39 23V22H38ZM86 23H88V22H86ZM134 23H133V25H134ZM143 23V22H142ZM142 23H140V25L142 24ZM172 23H174V22H172ZM177 23V22H176ZM9 25H10V23H8ZM57 24H60L59 22L57 23ZM57 24L55 25L56 26V28H57ZM67 24V23H66ZM80 24V23H79ZM78 24V25H79ZM97 24H98V22H97ZM169 24V23H168ZM168 24H167V27H168ZM178 24V23H177ZM180 24V23H179ZM25 25H27V24H25ZM39 25V24H38ZM38 25H36L35 27H38ZM42 25H44V23L42 24ZM41 25V26H42ZM47 25H49V24H47ZM63 25V24H62ZM65 25V24H64ZM64 25L62 26V28L64 27ZM78 25H76V26H78ZM135 25H137V22H136V24ZM139 25V26H140ZM144 25V24H143ZM147 25V24H146ZM171 25H173V24H171ZM176 25V24H175ZM184 25H186L185 23H184ZM184 25H182V26H184ZM3 26V25H2ZM1 26V27H2ZM18 26V25H17ZM22 26V25H21ZM21 26H19V27H21ZM28 26V25H27ZM51 26V25H50ZM49 26V27H50ZM67 26V25H66ZM80 26H81V24H80ZM86 26V25H85ZM84 25H83V27H85ZM104 26V25H103ZM138 26V27H139ZM182 26H181V29H182ZM5 27H7V24L5 23ZM14 27V26H13ZM31 27V26H30ZM33 27V26H32ZM35 27H33L32 29H34ZM46 27V26H45ZM48 27V26H47ZM54 27V26H53ZM70 27V26H69ZM72 27V26H71ZM94 27V26H93ZM141 27V26H140ZM146 27V26H145ZM177 27V26H176ZM176 27H175V29H176ZM3 28V30H4V26L2 27ZM2 28H0V29H2ZM22 28H23V26H22ZM27 28V27H26ZM40 28H42V27H40ZM55 28V30H57ZM61 28V27H60ZM65 28V27H64ZM73 29L75 28V27H72ZM77 28V27H76ZM80 28H82V27H80ZM102 28V27H101ZM173 28H174V26H173ZM185 28V27H184ZM198 28V29H197ZM28 29V28H27ZM27 29H25L26 31H28ZM37 29V28H36ZM35 29V30H36ZM49 29V28H48ZM53 29V28H52ZM72 29V30H73ZM104 29V28H103ZM144 29V28H143ZM146 29V28H145ZM165 29H166V26H165ZM170 30H172V28H169ZM174 29V30H175ZM190 29V28H189ZM2 30V32L4 33V31ZM9 29H7V31H8ZM12 30H15L14 28H12ZM19 30V32L22 30H20V28L18 29ZM18 30H17V32H18ZM44 30V29H43ZM55 30H54V32H55ZM67 30H68V28H67ZM77 30V29H76ZM87 30V29H86ZM89 30V29H88ZM135 30V29H134ZM139 30H140V28H139ZM7 31H6V33H7ZM38 31V30H37ZM48 30H46L45 32H47ZM62 31V30H61ZM74 31V30H73ZM72 31V32H73ZM82 31V30H81ZM84 31V30H83ZM90 31V30H89ZM140 31H142V30H140ZM173 31V30H172ZM171 31V32H172ZM182 31V30H181ZM180 31V32H181ZM246 31H248V30H246ZM1 32V33H2ZM16 32V33H17ZM18 32V33H19ZM23 32H24V30H23ZM32 32H34V31H32ZM32 32H31V34H32ZM36 32V31H35ZM34 32V33H35ZM52 32H53V30H52ZM66 32V31H65ZM72 32L70 33V35L72 34ZM88 32V31H87ZM160 32V33H161ZM185 32V31H184ZM183 32V33H184ZM260 32V31H259ZM6 33H5V35H6ZM9 33H11V32H9ZM12 33H14L15 34V32H12ZM42 33H44V32H42ZM62 33H64V32H62ZM157 33H159V32H157ZM156 33V34H157ZM165 33V32H164ZM168 33H169V31H168ZM178 33V32H177ZM240 33H242V32H240ZM13 34V35H14ZM30 34V33H29ZM28 34V35H29ZM30 34V35H31ZM58 34H60V33H58ZM57 34V35H58ZM162 35H163V33H161ZM173 34V33H172ZM237 34H239V33H237ZM4 35V36H5ZM8 35V37L11 35H9V34H7ZM6 35V36H7ZM19 35V34H18ZM43 35V34H42ZM42 35L40 36V37H36V39L38 38H41L42 37ZM51 35V34H50ZM53 35H56V32H55V34H53ZM65 35H66V33H65ZM137 35H138V33H137ZM158 35V34H157ZM187 35V34H186ZM231 35V34H230ZM229 35V36H230ZM4 36H2V37H4ZM26 36V35H25ZM34 36V34L32 35V37ZM49 35H47V37H48ZM62 36V35H61ZM67 36H69V35H67ZM94 36V35H93ZM173 36V35H172ZM181 36V35H180ZM184 36V35H183ZM189 36V35H188ZM228 35H226L225 37H227ZM19 37V36H18ZM17 37V38H18ZM63 37H65V36H63ZM161 37V36H160ZM164 37V36H163ZM185 37V36H184ZM198 37V36H197ZM235 37V36H234ZM5 38V37H4ZM3 38V39H4ZM10 38H11V36H10ZM67 38V37H66ZM66 38L65 39H63V41L64 40H66ZM134 38H135V36H134ZM156 38V37H155ZM167 38V37H166ZM189 38V37H188ZM1 39V38H0ZM2 39V40H3ZM12 39V38H11ZM10 39V40H11ZM16 39V38H15ZM15 39H13V40H15ZM51 39H53V37L51 38ZM50 39V40H51ZM58 39V38H57ZM70 39V38H69ZM68 39V40H69ZM131 39H132V37H131ZM168 39H170V38H168ZM232 39V38H231ZM238 39V38H237ZM13 40H11L12 42H13ZM20 40V39H19ZM158 40H160V39H158ZM222 40V39H221ZM7 41V40H6ZM18 41V40H17ZM26 41V40H25ZM32 41V40H31ZM58 41V40H57ZM56 41V42H57ZM59 41H61L60 39H59ZM134 41V39L132 40V42ZM171 41V40H170ZM226 41V40H225ZM224 41V42H225ZM1 43H2V41H0ZM4 42V41H3ZM15 42V41H14ZM29 42V41H28ZM54 42V41H53ZM69 42H70V40H69ZM159 42V41H158ZM219 42V41H218ZM231 42V41H230ZM10 43V42H9ZM23 43V42H22ZM43 43H44V41H43ZM131 43V42H130ZM161 43V42H160ZM159 43V44H160ZM171 43V42H170ZM220 43V42H219ZM13 44V43H12ZM11 44V45H12ZM16 44V43H15ZM33 44V42L32 43H30V46ZM37 44V43H36ZM39 44V43H38ZM37 44V45H38ZM41 44V43H40ZM53 44V43H52ZM51 44V45H52ZM67 44V43H66ZM65 44V45H66ZM129 44V43H128ZM162 44V43H161ZM168 44H169V42H168ZM242 44V43H241ZM246 44V43H245ZM17 45H19V44H17ZM16 45V46H17ZM23 45H24V43H23ZM33 45H35V44H33ZM36 45V46H37ZM50 45V46H51ZM61 45H62V43H61ZM61 45H59V43H58V46H60L61 47ZM152 45H154V44H152ZM156 45H157V43H156ZM174 45V44H173ZM181 45H183V44H181ZM200 45V44H199ZM22 45H20V47H21ZM41 46V45H40ZM39 46V47H40ZM56 46V45H55ZM130 46V45H129ZM132 47H133V45H131ZM130 46V47H131ZM205 46V45H204ZM225 46H227V45H225ZM232 46H234V45H231V47ZM254 46V45H253ZM19 47V46H18ZM139 46H137V47H134V48H138ZM144 47V46H143ZM159 47V46H158ZM166 47V46H165ZM208 47V46H207ZM216 47H217V44H216ZM224 47V46H223ZM8 48V47H7ZM37 48V47H36ZM35 48V49H36ZM44 48H46V47H44ZM49 48H51V47H49ZM62 48V47H61ZM60 48V51L63 49L64 50V48H62L61 49ZM155 48V47H154ZM178 48V47H177ZM214 47H212V49H213ZM230 48V47H229ZM5 49V48H4ZM34 49V50H35ZM38 49H40V48H38ZM46 49H48V48H46ZM58 49H59V47H58ZM57 49V51H59ZM130 49V48H129ZM151 49H153V47L151 48ZM150 49V50H151ZM157 50H158V48H156ZM168 49V48H167ZM169 49H170V47H169ZM211 49V48H210ZM210 49H209V51H210ZM221 49V48H220ZM228 49V48H227ZM232 49V48H231ZM3 50V49H2ZM41 50H43L42 48H41ZM145 50V49H144ZM147 50V49H146ZM155 50V49H154ZM224 50H226V49H224ZM12 51V50H11ZM10 51V52H11ZM18 51V50H17ZM44 51V50H43ZM47 51V50H46ZM60 51H59V53H60ZM129 51V50H128ZM131 51V50H130ZM168 51V50H167ZM223 51V50H222ZM221 51V52H222ZM234 51V50H233ZM15 52V51H14ZM19 53H21L20 52V50L18 51ZM32 52H34V51H32ZM42 51H40L39 53H41ZM55 51H53L52 52V54L54 53ZM63 52V51H62ZM61 52V53H62ZM135 52V51H134ZM207 52V51H206ZM215 52V51H214ZM226 52H228V51H226ZM229 52H230V50H229ZM228 52V53H229ZM19 53H17V54H19ZM39 53H37V54H39ZM126 53H128V52H126ZM125 53V54H126ZM142 53V52H141ZM148 53H149V51H146L145 52V54H146V56H148ZM160 53V52H159ZM218 52H216L215 54H217ZM26 54V53H25ZM50 54V53H49ZM130 54V53H129ZM139 54V53H138ZM145 54H143V55H145ZM151 54H153V53H151ZM162 54V53H161ZM226 53H224V55H225ZM11 55H12V53H11ZM11 55H9L10 56V58H12L11 57ZM29 55V54H28ZM27 55V56H28ZM33 55H36V53L34 54L33 53ZM41 55V54H40ZM39 55V56H40ZM44 54H42V56H43ZM61 55V54H60ZM59 55V56H60ZM65 55V54H64ZM132 55H135V54H131V56ZM212 55V54H211ZM227 55V54H226ZM6 56V55H5ZM4 56V57H5ZM25 56V55H24ZM26 56V57H27ZM30 56V55H29ZM32 56V55H31ZM56 56V55H55ZM58 56V57H59ZM128 56V55H127ZM173 56H174V54H173ZM36 57V56H35ZM44 57V56H43ZM42 57V58H43ZM49 57H52V56H49ZM48 57V58H49ZM54 57V56H53ZM124 57H126V56H124ZM214 57V56H213ZM212 57V58H213ZM230 57V56H229ZM242 57V56H241ZM7 58H8V56H7ZM6 57H5V59H7ZM10 58H8V59H10ZM22 58V57H21ZM21 58H19V60L18 61H20V59ZM28 58H30V57H28ZM32 58H34V56H32ZM41 58V59H42ZM60 58V57H59ZM135 57H133V59H134ZM149 58V57H148ZM147 58V59H148ZM164 58V57H163ZM211 58V57H210ZM210 58H208L209 60H210ZM240 58V57H239ZM8 59H7V61H8ZM13 59H14V56H13ZM27 59V58H26ZM38 59H40V58H38ZM37 59V60H38ZM131 59V58H130ZM160 59H162V58H160ZM170 59V58H169ZM175 59V58H174ZM177 59V58H176ZM215 59V58H214ZM214 59H213V61H214ZM217 59V58H216ZM215 59V60H216ZM1 60V59H0ZM12 59H10V61H11ZM17 60V59H16ZM16 60L14 61V62H16ZM49 60V59H48ZM48 60H46V62L48 61ZM50 60H52V59H50ZM59 60V59H58ZM145 59H143V61H144ZM165 60V59H164ZM188 60V59H187ZM186 60V61H187ZM2 61V60H1ZM4 61V60H3ZM7 61H5V63L7 62ZM9 61V62H10ZM17 61V62H18ZM22 61H24V60H22ZM28 61V60H27ZM36 61V60H35ZM34 61V62H35ZM42 61H45V60H42ZM131 61V60H130ZM129 61V62H130ZM149 61V60H148ZM166 61V60H165ZM212 61V62H213ZM217 61V60H216ZM13 62V63H14ZM16 62V63H17ZM128 62V63H129ZM145 62V61H144ZM161 62V61H160ZM163 62V61H162ZM161 62V63H162ZM188 62V61H187ZM204 62V61H203ZM206 62V61H205ZM207 62H209V61H207ZM218 62V61H217ZM223 62V61H222ZM225 62V61H224ZM4 63V64H5ZM25 63V62H24ZM31 63V62H30ZM127 63V62H126ZM143 63V62H142ZM166 63V62H165ZM165 63H163V65L165 64ZM211 63V62H210ZM215 63V62H214ZM213 63V64H214ZM3 64V65H4ZM20 64H22V63H19L18 65L19 66H17V67H20ZM26 65H27V63H25ZM125 64V63H124ZM150 64V63H149ZM168 64V63H167ZM167 64L165 65V66H167ZM170 64H171V61H170ZM177 64H178V62H177ZM200 64H202V63H200ZM206 64V63H205ZM212 64V63H211ZM211 64H209L208 66H211ZM221 64V63H220ZM14 65H16V64H14ZM24 65V64H23ZM25 65V66H26ZM31 65V64H30ZM121 65V64H120ZM123 65V64H122ZM135 65V64H134ZM162 65V64H161ZM169 65V64H168ZM5 66V65H4ZM8 66H10V65H8ZM128 66V65H127ZM139 66V65H138ZM138 66L136 65V67L138 68ZM149 66H151V64L149 65ZM160 66V65H159ZM207 66V67H208ZM215 66V65H214ZM218 66V65H217ZM110 67V66H109ZM130 67V66H129ZM135 67V66H134ZM175 67V66H174ZM197 67V66H196ZM199 67V66H198ZM212 67H213V65H212ZM102 68V67H101ZM112 68H114V67H112ZM128 67H126L125 69H127ZM136 68V69H137ZM141 68V67H140ZM140 68H138L139 70H140ZM209 68V67H208ZM207 68V69H208ZM219 68V67H218ZM22 69V68H21ZM72 69V68H71ZM104 69V68H103ZM124 69V70H125ZM130 68H128V70H129ZM142 69V68H141ZM155 69V68H154ZM159 69H161V68H159ZM205 69V68H204ZM156 70V69H155ZM214 70H215V68H214ZM18 71V70H17ZM69 71V70H68ZM126 71V70H125ZM130 71V70H129ZM132 71V70H131ZM144 71V70H143ZM152 71V70H151ZM210 73H211V71L210 70H208ZM220 71H221V69H220ZM264 71V70H263ZM76 72H78V71H76ZM118 72V71H117ZM157 72V71H156ZM208 72V73H209ZM212 72H213V70H212ZM1 73V72H0ZM73 73V75H74V73L75 72H72ZM80 73V72H79ZM84 73V72H83ZM86 73H89V72H86ZM104 73V72H103ZM148 73H150V72H147L146 74H148ZM166 73V72H165ZM182 73V72H181ZM184 73V72H183ZM203 73V72H202ZM76 74V73H75ZM81 74H82V72H81ZM101 73H99V75H100ZM141 74H143V72L141 73ZM145 74V75H146ZM205 74V73H204ZM217 74V73H216ZM88 75V74H87ZM98 75V76H99ZM138 75H140V73L138 74ZM137 75V76H138ZM166 75H167V73H166ZM173 75V74H172ZM175 75H178V74H175ZM208 75V74H207ZM90 76V75H89ZM89 76H87V77H89ZM102 75H100V77H101ZM174 76V75H173ZM172 76V77H173ZM184 76V75H183ZM211 77H212V75H210ZM209 76V77H210ZM65 77V76H64ZM80 77V76H79ZM78 77V78H79ZM82 77H85V76H82ZM81 77V78H82ZM86 77V78H87ZM91 77V76H90ZM95 77V76H94ZM140 77V76H139ZM144 78V76H141L140 78ZM76 78V77H75ZM260 78H262L263 79V77H260ZM64 79V78H63ZM62 79V80H63ZM88 79V78H87ZM86 79V80H87ZM92 79H94V78H92ZM95 79H97V77L95 78ZM155 79V78H154ZM169 79V78H168ZM206 79V78H205ZM98 80V79H97ZM124 80H126V79H124ZM149 80V79H148ZM166 79H164V81H165ZM219 80V79H218ZM17 82L18 81V79H14V82ZM82 81V80H81ZM91 81H93V82H95L94 80H91ZM118 81H120V80H118ZM122 81H123V79H122ZM127 81L128 80H126V82L125 83H127ZM130 81L131 82H135V78L134 77H131V79H129V84H130ZM142 81H144V80H142ZM141 81V82H142ZM147 81V80H146ZM163 81V82H164ZM219 81H221V79L219 80ZM223 81V80H222ZM261 81V80H260ZM4 82V81H3ZM3 82H2V84H3ZM13 82V80H12V83H14ZM39 82V81H38ZM59 82V81H58ZM61 80H60V84H61ZM77 82H79V81H77ZM100 82V81H99ZM169 82V81H168ZM167 82V83H168ZM207 82H208V84H207V86L209 85V81L207 80ZM206 82V83H207ZM213 82V81H212ZM1 83V82H0ZM9 83V82H8ZM40 83H42V82H40ZM45 83V82H44ZM44 83H42V84H44ZM64 83V82H63ZM69 83V82H68ZM81 83V82H80ZM98 83V82H97ZM125 83H123L124 85H125ZM152 83V82H151ZM155 83V82H154ZM153 83V84H154ZM179 84H181L182 82L180 81V82H178ZM197 83V82H196ZM203 83V82H202ZM263 83V82H262ZM1 84V85H2ZM10 84H11V82H10ZM38 84V83H37ZM73 84H75V83H72V86H73ZM76 84H78V83H76ZM92 84V83H91ZM96 84V83H95ZM99 85L101 84V83H98ZM123 84L121 85V86H123ZM144 84V83H143ZM143 84H141V85H143ZM146 84H148V83H146ZM156 84H158L157 83V81H156ZM161 84V83H160ZM178 84V85H179ZM184 84H186V83H183V85ZM194 84V85H193ZM204 85H205V83H203ZM258 84V83H257ZM0 85V86H1ZM25 85V84H24ZM85 85V84H84ZM111 85H113V84H111ZM168 85V84H167ZM166 85V86H167ZM244 85V84H243ZM263 85H264V83H263ZM13 86H15V85H13ZM27 86V85H26ZM30 86V85H29ZM28 86V87H29ZM50 86H52V85H50ZM75 86V85H74ZM80 86H81V88H82V85L80 84ZM108 87H109V84L107 85ZM106 86V87H107ZM119 86V85H118ZM127 86V85H126ZM180 86V85H179ZM182 86V85H181ZM186 86V85H185ZM198 86V85H197ZM210 86V85H209ZM25 87V86H24ZM49 87V86H48ZM54 87H55V85H54ZM57 88L59 87V86H56ZM76 87V86H75ZM94 87V86H93ZM92 87V88H93ZM95 87H98V86H95ZM105 87V88H106ZM107 87V88H108ZM113 86H111V88H112ZM115 87V86H114ZM150 87V86H149ZM154 87V86H153ZM165 87V86H164ZM201 87V86H200ZM196 88V89H199V91H203V89L202 90H200L201 88ZM13 89V87H10L9 89ZM19 88V87H18ZM18 88H15V89H18ZM22 88V87H21ZM21 88L19 89V90H21ZM73 88V87H72ZM80 88V87H79ZM107 88H106V91H110L111 89H110V87H109V89L110 90H107ZM116 88V87H115ZM114 88V89H115ZM119 88V87H118ZM117 88V89H118ZM207 88V87H206ZM257 88V87H256ZM14 89V90H15ZM24 89V88H23ZM28 89V88H27ZM74 89V88H73ZM76 89V88H75ZM74 89V90H75ZM93 89H95V93H96V88H93ZM102 89H104V88H102ZM113 89V88H112ZM141 89V88H140ZM150 89V88H149ZM159 89H160V87H159ZM168 88H166V90H167ZM248 89V88H247ZM255 89V88H254ZM264 89V88H263ZM13 90V91H14ZM18 90V91H19ZM39 90V89H38ZM100 89H98V91H99ZM175 90H180V89H175ZM12 91V90H11ZM17 90H16V92H18ZM22 91V90H21ZM27 91V90H26ZM92 91H94V90H92ZM113 91V90H112ZM153 91V90H152ZM156 91V90H155ZM171 91V90H170ZM169 90H168V93L170 94L171 92H170ZM173 91V90H172ZM20 92V91H19ZM36 91H34L33 93H35ZM127 92V89L126 88H123V87H121L119 90H118V92L112 97V98H109V96L107 95H103L102 97H101V95L103 94H101L100 95V97H101V99L99 100V98L98 97H96V98H98V102H95L96 104H93V103H89V105L87 106H85V104H87V102H89L90 100H86L87 102L86 103H83L84 105V107L86 108V107H89V108H93V107H98V108H100V110L101 111H99V112H97V110H95V111H93L92 113H91V116H90V114H89V117L90 118H88L87 119V117L86 118H84L83 119V121L86 119V121L85 122H87V124H89V126L87 127V128H83V127H85L84 125H83V127H80V129L79 130H77V128H76V126H75V123H74V125H73V128H72V131H73V133H75V130H77V132L79 133L78 134V136L76 137V136H74L75 134H73L72 132H71V125H72V120H71V123H69V117H60V118H58V117H56V118H58V119H56V121L55 122H53L49 127H52L53 129H52V131H50L49 133V136H48V141L50 140V138H52V140H53V143H51L49 146H47L48 144H46L45 143V137L43 136V135H41L43 132L45 133V131H43V132H41L42 131V128H39L38 130H32V131H29V132H25V133H21V132H19V130L18 129H16V130H18V132H14V137H15V139H20L21 141H19L18 140V142H16V141H13V142H11V143H9L8 144V149H10V151H11V153L12 154H17V153H20L19 155L21 156V158H20V161H18L17 163V165H15V166H9V167H7L6 169H3L4 167H1V169H0V214L1 213H5V212H7V211H9V210H11V209H15V208H18V207H21V206H24V205H26V204H28V203H32V202H35V201H40L41 200V198H42V196H45V195H43L42 193H43V191L42 190H46V189H48L49 187H50V184L51 183H55L57 186H61L62 187V192L64 191L65 192V190H67L66 192H68V189H66V188H64L63 187V183H64V181H63V179L65 180L68 176H70V175H74L73 174V172H74V170H75V168L76 169H78V167L81 165L82 166V168H81V172H80V174H79V177H78V179L81 181V180H84V178L85 177H87L88 178V176L90 177L91 175H92V173L93 174H95L94 176H92L93 178H91V183L89 184V186L88 187H90V189L88 190V191H90V190H92V192H95V194L97 193V194H100V193H102L103 191H105V190H103L102 191V189H107L108 187H110L107 191H109L108 193H106V195L107 196H113V198H115L116 197V204L115 203H112V204H108V205H106V206H108V209H109V211H110V209H113V208H115V210L116 209H120L121 211H123V212H126L127 210H129V209H131V207L132 206H135V205H139V204H143V203H145V202H147V201H150V203L152 202V200H154L153 199V197H156V195H153V196H151V194H149V193H147V192H145V194H137V193H135L134 195H131V194H123V192L124 191H127V190H131V189H134V187L135 188H139V190L140 189H142V187H143V185H144V183H141V182H128V183H126L127 185H123V186H120L119 184L120 183H118L117 182V180H113V176L111 177V178H109L108 177V175H107V177L109 178V179H111V180H109L110 182H106V180L108 179V178H106V180H101V179H105V178H102L103 176H102V174H101V171L102 170H108L109 171V169H111V171H113L112 170V167H111V165H112V163L114 162L115 163V160H117V158H118V156H121L120 154H122V153H129L130 151H133V150H137V147H139L140 145L138 144L139 142H138V138L136 139L135 137H134V135L136 136V128H137V126L133 123V124H124L125 122H123L124 120H122L123 119V117H121L122 119H119V120H117V125H118V128L119 129H117V130H115V137H113V138H109V139H107L108 140V144H106V145H109V149H107L106 150V152H102V147H100L101 145L99 144V141H102L103 139L102 138H104L103 136H101V134H103V133H101V134H97V132H96V135H98L97 137H96V142L94 141V143H93V147H89L88 149L87 148H85V147H87V144H90V140L92 139V137L94 136L93 135V133L97 130V128H96V126H98L99 125V120H100V118H102V116L105 114V113H107V112H109V110L111 109V108H114V107H116V106H119V104H120V102H122L123 101V98L124 97H126V96H124L123 97V94L124 93H126ZM137 92V91H136ZM139 92V91H138ZM148 92V91H147ZM177 93V91H174V93ZM26 93V92H25ZM32 93V92H31ZM40 93V92H39ZM88 93V92H87ZM86 93V94H87ZM93 93V92H92ZM114 93V92H113ZM154 93H156V92H154ZM164 93V92H163ZM173 92H172V94H174ZM180 93H182V92H180ZM196 93V94H195ZM204 93V92H203ZM209 93V92H208ZM208 93H206L205 95H207ZM212 93V92H211ZM254 93V92H253ZM13 94H14V92H13ZM96 94H98L99 95V93H96ZM110 94V93H109ZM140 94V93H139ZM157 94V93H156ZM155 94V95H156ZM166 94V93H165ZM199 94V93H198ZM3 95V94H2ZM2 95H0L1 97H2ZM10 95H11V92H10ZM9 95V96H10ZM36 94H34V96H35ZM43 95V94H42ZM57 95V94H56ZM55 95V96H56ZM85 95V94H84ZM153 93L151 94V96L150 97H153V96H155ZM182 95H183V93H182ZM200 95V94H199ZM209 95V94H208ZM211 95H213V94H211ZM6 96V95H5ZM15 96H16V98H17V96H18V94L16 95L15 94ZM15 96H11V98H10V101H12L11 99H12V97H15ZM25 96V95H24ZM23 96V97H24ZM32 97V98H35V97ZM37 97H38V95H36ZM45 96V95H44ZM47 96V95H46ZM88 96H90V98H93V97H91L92 95H88ZM87 96V97H88ZM93 96H94V94H93ZM138 96V95H137ZM140 96V95H139ZM143 96V95H142ZM147 96H149V95H147ZM214 97H215V94L213 95ZM212 96V97H213ZM217 96V95H216ZM7 97H8V95H7ZM94 97V98H95ZM201 97H202V95H201ZM206 96H204V98H205ZM254 97H255V95H254ZM32 98H31V100H32ZM39 98V97H38ZM44 98V97H43ZM84 98V97H83ZM82 98V99H83ZM96 98L95 99H93L94 101H96ZM133 98H136V97H133ZM171 98V97H170ZM178 98V100H179V97H177ZM208 98V97H207ZM217 98V97H216ZM19 100H20V98H18ZM21 99H23L24 100V98H21ZM47 99V98H46ZM55 99V98H54ZM85 99V98H84ZM132 99V98H131ZM130 99V100H131ZM137 99V98H136ZM136 99H135V101H136ZM146 99H148V98H146ZM150 99V98H149ZM155 99H158V98H155ZM209 99V98H208ZM245 99V98H244ZM6 100V99H5ZM4 100V101H5ZM9 100V99H8ZM7 100V101H8ZM35 100H38V99H35ZM34 100V101H35ZM48 100H50V99H48ZM48 100H46V101H48ZM55 100H57V99H55ZM54 100V101H55ZM92 100V99H91ZM160 100V99H159ZM163 100V99H162ZM205 100H206V98H205ZM205 100H202V101H205ZM213 100H216V99H212V101ZM260 100V99H259ZM3 100H2V102H4ZM15 101H17V100H15ZM21 101V100H20ZM20 101H18V102H20ZM54 101H51V103H49V104H52V102H54ZM58 101V100H57ZM132 101V100H131ZM131 101H128V102H131ZM135 101H132L131 103H135ZM164 101H166V100H164ZM197 101H198V99H197ZM196 101V102H197ZM201 101V102H202ZM254 102L255 101H257V100H253ZM264 101V100H263ZM1 102V101H0ZM18 102H16V104L18 103ZM26 102H33V101H27L26 100ZM40 102H43V101H40ZM50 102V101H49ZM60 102V101H59ZM81 102V101H80ZM167 102L169 103H172L171 101H168L167 100ZM211 102V101H210ZM217 102V101H216ZM240 102V101H239ZM251 102V101H250ZM253 102V103H254ZM259 102V101H258ZM7 103V102H6ZM5 103V104H6ZM36 103V102H35ZM39 103V102H38ZM58 103V102H57ZM77 103V102H76ZM149 103H151V102H149ZM149 103H148V105H146L145 106V108H143V110H145L146 112H147V116H157L158 114H161V111H155L156 109H154V107H153V104L151 105H149ZM155 103H157V101H155ZM162 103V102H161ZM168 103H163L164 105H162V106H164V108L165 109H168L169 108V106L167 105ZM179 103V102H178ZM188 103H190V104H188ZM208 103V102H207ZM212 103V102H211ZM213 103H214V101H213ZM212 103V104H213ZM248 103H249V101H248ZM26 104H28V103H26ZM47 104V103H46ZM49 104H47L48 105V107H50V106H52V105H50L49 106ZM54 105L56 104L55 102L53 103ZM137 104V103H136ZM147 104V103H146ZM158 105H154L155 107H157V106H159V103H157ZM180 104V103H179ZM183 104V103H182ZM214 104H216V103H214ZM258 104V103H257ZM256 104V105H257ZM11 105H13V103L11 104ZM10 105V106H11ZM19 105V103L17 104V106ZM40 105V104H39ZM39 105H37L38 107H39ZM167 105V106H166ZM172 105V104H171ZM181 105V104H180ZM197 105V104H196ZM196 105H193V108L194 107H196ZM198 105H201V103L200 104H198ZM203 105H204V103H203ZM255 105V106H256ZM9 106V107H10ZM15 106V105H14ZM28 106V105H27ZM40 106H42V105H40ZM46 105H44V107H45ZM80 106V105H79ZM82 106V105H81ZM160 106H161V104H160ZM184 106V105H183ZM183 106H181L182 107V109L184 108ZM185 106V107H186ZM210 106V105H209ZM257 106H259V105H257ZM12 107V106H11ZM26 107V106H25ZM29 107V106H28ZM32 107H34V106H30V108H32ZM35 107H36V105H35ZM37 107V108H38ZM58 107H59V103H58ZM131 107V106H130ZM167 107V108H166ZM180 107V108H181ZM188 107H186V109H188ZM200 107V106H199ZM199 107H197V108H199ZM208 107V106H207ZM244 107V106H243ZM261 107H262V105H261ZM3 108V107H2ZM8 108V107H7ZM17 108V107H16ZM16 108L15 109H13V110H16ZM40 108V107H39ZM41 108H43V106L41 107ZM61 108H63V107H61ZM66 108V107H65ZM89 108H87L85 111H87ZM163 108V107H162ZM163 108V110H165ZM242 108V107H241ZM245 108V107H244ZM257 108V107H256ZM12 109V108H11ZM25 109V108H24ZM34 109V108H33ZM36 109V108H35ZM57 109H59V108H57ZM75 109V108H74ZM73 109V110H74ZM80 109H82V108H80ZM95 109H97V108H95ZM181 109V111H183ZM196 109V108H195ZM210 109V108H209ZM213 109V108H212ZM243 109V108H242ZM20 110V109H19ZM19 110H17V112L19 111ZM48 110V109H47ZM51 110V109H50ZM90 110V109H89ZM190 110V109H189ZM198 110V109H197ZM2 111V110H1ZM4 111H5V109H4ZM10 111V110H9ZM24 111V110H23ZM22 111V112H23ZM26 111H28V110H26ZM30 111H31V109H30ZM59 111V110H58ZM82 111H84V110H82ZM111 111V110H110ZM119 111V110H118ZM118 111H115V112H118ZM129 111H130V109H129ZM131 111H132V109H131ZM166 112L168 111V110H165ZM200 111V110H199ZM199 111H197V112H199ZM211 111V110H210ZM6 113H7V111H5ZM12 112V111H11ZM22 112H21V115H22ZM39 112V111H38ZM50 112H55V111H50ZM50 112H49V114H50ZM68 112V111H67ZM72 112V111H71ZM90 112V111H89ZM101 112V113H100ZM165 112V113H166ZM170 112V111H169ZM194 112H196V111H194ZM5 113V114H6ZM24 113V112H23ZM34 113H36V112H34ZM42 113V112H41ZM69 113H70V111H69ZM75 113V112H74ZM125 113H126V111H125ZM128 113V112H127ZM164 113V112H163ZM233 113V112H232ZM231 113V114H232ZM243 113H244V111H243ZM15 114H17V113H15ZM14 114V115H15ZM37 114H39V113H37ZM42 114H44V113H42ZM63 114V113H62ZM80 114H83V113H80ZM80 114H78V115H80ZM131 115L133 114V113H130ZM135 114V113H134ZM187 115H188V113H186ZM186 114H184L185 116H187ZM226 114H230V113H226ZM225 114V115H226ZM9 115H10V113H9ZM13 114L11 115V116H14ZM18 115V114H17ZM30 115H32V114H30ZM45 116H47L46 115V113L44 114ZM75 115V114H74ZM146 115H144V116H142L141 118H145L146 119ZM162 115H165V114H162ZM161 115V116H162ZM167 115H168V113H167ZM180 115H182V114H179V117H181ZM184 115H183V117H184ZM192 115H193V117H194V115H195V113H192ZM221 115V114H220ZM233 115V114H232ZM231 115V116H232ZM29 116V115H28ZM40 116V115H39ZM66 116V115H65ZM73 116V115H72ZM133 116V115H132ZM177 116H178V114H177ZM189 116V115H188ZM222 116V115H221ZM227 116V115H226ZM229 116V115H228ZM10 117V116H9ZM22 117V116H21ZM26 117V116H25ZM31 117V116H30ZM41 117V116H40ZM44 117V116H43ZM48 117V116H47ZM83 117V116H82ZM125 117V116H124ZM130 117V116H129ZM134 117H136V116H134ZM163 117H165V116H163ZM191 117V116H190ZM247 117H249V116H247ZM246 117V118H247ZM0 118H2V117H0ZM13 118V117H12ZM11 118V119H12ZM24 118V117H23ZM28 118V117H27ZM36 118V117H35ZM52 118H54V117H52ZM72 118V117H71ZM70 118V119H71ZM120 118V117H119ZM133 118V117H132ZM140 118V119H141ZM151 118V117H150ZM189 118V117H188ZM207 118V117H206ZM221 118V117H220ZM227 118H229V117H227ZM226 118V119H227ZM234 118H236V117H234ZM244 119L243 118V120H246L247 121V119ZM30 118H28V120H29ZM33 119H34V117H33ZM74 119V118H73ZM77 119V118H76ZM126 119H128V118H126ZM147 119H148V117H147ZM160 119H164V118H160ZM190 119V118H189ZM203 119H205V117L203 118ZM217 119V118H216ZM226 119H224V120H226ZM231 119V118H230ZM258 119V118H257ZM5 120V119H4ZM23 120V119H22ZM27 120V119H26ZM26 120H25V122H26ZM27 120V121H28ZM129 120H131V118H129ZM135 120V119H134ZM139 120V119H138ZM144 119H142V121H143ZM194 120V119H193ZM191 121V122H195V120L194 121ZM219 120V119H218ZM227 120H229V119H227ZM232 120H233V118H232ZM6 121V120H5ZM8 121V120H7ZM15 121V120H14ZM17 121V120H16ZM39 121H42V120H39ZM76 121V120H75ZM13 122V121H12ZM24 122V121H23ZM37 122V121H36ZM51 122V121H50ZM116 122V121H115ZM198 122V121H197ZM218 122V121H217ZM222 122V121H221ZM224 122V121H223ZM222 122V123H223ZM228 122V121H227ZM229 122H230V120H229ZM234 122H235V120H234ZM258 122V121H257ZM5 123H7V122H5ZM20 123V122H19ZM18 123V124H19ZM80 123H82V122H80ZM79 123V124H80ZM84 123V122H83ZM200 123H201V121H200ZM211 123V122H210ZM209 123V124H210ZM213 123V122H212ZM219 123H220V121H219ZM226 123V122H225ZM261 123V122H260ZM8 124V123H7ZM22 124V123H21ZM62 124H64V125H62ZM67 126H66V125ZM71 124V125H70ZM78 124V123H77ZM85 124V123H84ZM91 124V125H90ZM215 124V123H214ZM218 124V123H217ZM230 124H232V123H230ZM246 124H247V122H246ZM1 125V124H0ZM14 125H15V123H14ZM22 125H24V123L22 124ZM31 125H32V123H31ZM30 125V126H31ZM38 125V124H37ZM41 125H44V124H41ZM40 125V126H41ZM71 126V127H68V126ZM115 125V124H114ZM207 125V124H206ZM220 126H221V124H219ZM218 125V126H219ZM223 125H224V123H223ZM248 125V124H247ZM246 125V126H247ZM16 126V125H15ZM29 126V125H28ZM39 126V127H40ZM62 126H64L63 128H62ZM78 126H81V125H78ZM220 126H219V128H220ZM226 126H227V124H226ZM233 126V125H232ZM148 127H149V125H148ZM153 127H155L153 124H152V126H150V131L151 130H153L154 128ZM211 127V126H210ZM208 128L207 130L205 129V131H203L202 133L200 132V134L199 135H197V136H193V137H190V139H189V141L188 142H183V143H178L176 146H173L172 148H170L168 151H167V155H166V158L164 159V161H163V163L161 164L162 165V167H165V166H167L168 167V169H169V171H167L165 174H163L162 176H160L159 178H157L158 180H162V178H163V180H165V178L167 177L168 178V176H170V175H174L175 174V176L178 174V172H180L181 171V169L183 168V167H185V165L186 164H188V160H189V157L191 156V157H193V158H195V175H194V173H190V174H188V176L186 177V179L187 180H190V179H192V178H194V176H195V185L193 186L194 187V193H195V195L197 194H200V193H202L203 195H205L204 193H207L208 195H206V197L207 196H209V194L210 193H212V196H214L213 195V193L214 192H216L218 189H219V186H220V182H222L223 184H224V188H226L225 190H227L228 188H231L232 190H233V196H246V190L247 189H251L250 188V186H253V185H255V183H257V181H258V179L260 178V176H261V171H259V169L261 168V166H263L262 164H256L255 162H254V160L253 159H256V158H251V159H247V160H245V161H238V159H242V158H232L233 156H235L234 154H233V156H231L230 154H229V147H228V145L230 146V144L229 143H226L225 142V139L226 140H228L227 142H230L231 144H233L234 145V143H232L233 141H232V139L234 140V135L232 134V133H229L228 132V129L226 130V132H228V133H225L226 134V136L222 133V131L221 130H218V129H214V127L215 126H212L211 128ZM231 127V126H230ZM235 127V126H234ZM12 128H15V127H12ZM18 128V127H17ZM28 128V127H27ZM81 128H82V130H81ZM107 128V127H106ZM159 128V127H158ZM161 128V127H160ZM232 128V127H231ZM260 128V127H259ZM0 129H1V127H0ZM3 129V128H2ZM75 129V130H74ZM198 129V128H197ZM203 129V128H202ZM4 130V129H3ZM95 130V131H94ZM99 130V129H98ZM114 130V129H113ZM112 130V131H113ZM192 130H193V128H192ZM201 130V129H200ZM223 130V129H222ZM251 130V129H250ZM6 131H7V129H5V132L4 133H6ZM94 131V132H93ZM111 130L109 131L110 133L112 132ZM134 131H135V133H134ZM162 131V130H161ZM253 131V130H252ZM2 132V131H1ZM93 132V133H92ZM131 132H133L134 133V135H132L131 134ZM234 132V131H233ZM259 132V131H258ZM46 133H48V131L46 132ZM107 133V132H106ZM113 133V132H112ZM236 133V132H235ZM242 133V132H241ZM252 133H254V132H252ZM108 134V133H107ZM143 134V133H142ZM231 134L233 135V136H231ZM237 134V133H236ZM47 135V134H46ZM104 135V134H103ZM145 135V134H144ZM245 135V134H244ZM251 135H253V134H251ZM260 135V134H259ZM104 136H106V135H104ZM240 136V135H239ZM6 137V136H5ZM8 138H9V136H7ZM95 137V136H94ZM107 137H109V136H107ZM235 137H236V135H235ZM247 137V136H246ZM2 138V137H1ZM27 138V139H26ZM158 138V137H157ZM252 138V137H251ZM5 139H7V138H5ZM24 139H26L24 142H22V140H24ZM99 139V140H98ZM105 139V140H106ZM241 139V138H240ZM239 139V140H240ZM259 139V138H258ZM8 140V139H7ZM254 140V139H253ZM3 141V140H2ZM12 141V140H11ZM145 141V140H144ZM240 141H242V140H240ZM260 141V140H259ZM88 142V143H87ZM93 142V141H92ZM250 142L252 143V140L250 139ZM237 143H238V141H237ZM239 143H241V142H239ZM260 143H261V141H260ZM105 144V143H104ZM141 144V143H140ZM86 145V146H85ZM237 145V144H236ZM0 146H1V144H0ZM3 146V145H2ZM259 146V145H258ZM71 147H72V151L71 150H69V149H71ZM231 147H233V146H231ZM237 147V146H236ZM235 147V148H236ZM238 147H240V145H238ZM260 147V146H259ZM6 149V148H5ZM238 149H240V148H238ZM247 150V149H246ZM259 150V149H258ZM9 151V152H10ZM100 151V152H99ZM236 151H237V149H236ZM241 151V150H240ZM261 151V150H260ZM259 151V152H260ZM6 152V151H5ZM134 152V151H133ZM239 152V151H238ZM8 153V152H7ZM256 153V152H255ZM262 153V152H261ZM188 155V158L186 157L185 158V155ZM186 155V156H187ZM239 155V154H238ZM238 155L237 156H235V157H238ZM255 155H257V153L255 154ZM259 155H260V153H259ZM264 155V154H263ZM262 155V156H263ZM83 156H86V158H85V162L83 163L82 161H81V159L83 158ZM241 156H243V154L241 155ZM251 156V155H250ZM240 157V156H239ZM245 157H247V156H245ZM244 157V158H245ZM252 157V156H251ZM182 158L184 159V160H182ZM193 158H191L190 159V161H189V163H192L191 162V160L193 159ZM243 158V159H244ZM5 159V158H4ZM242 159V160H243ZM207 161V163H205V162H203V161ZM84 161V160H83ZM264 161V160H263ZM262 161V162H263ZM1 163H4V161H2ZM5 163H7V161L5 162ZM5 163H4V165H5ZM203 163H205V164H203ZM261 163V162H260ZM2 165V164H1ZM160 165V166H161ZM58 167H61V169H59ZM264 167V166H263ZM238 168H241V170H238ZM242 168H245V169H242ZM247 168H249L248 170H246ZM261 170V169H260ZM264 170V169H263ZM75 173V172H74ZM109 173H110V171H109ZM114 173V172H113ZM248 174H250V175H248ZM262 175H263V172H262ZM105 176V175H104ZM109 176H111V174L109 175ZM250 176H253V178L251 179V178H249ZM74 177V176H73ZM170 178V177H169ZM249 178V179H248ZM69 179V178H68ZM206 179V180H205ZM88 180V179H87ZM112 180L114 181V182H112ZM167 180H169V179H167ZM184 180V179H183ZM182 180V181H183ZM261 180V179H260ZM89 181H90V179H89ZM105 181V182H104ZM108 181V180H107ZM102 182H104V183H102ZM169 182V184H171V183H173L172 185H174V184H176L177 183V181H176V183L174 182V181H168ZM82 183V182H81ZM105 184H111L110 186H108V187H105ZM222 184V185H223ZM148 185H150V186H152V185H155V182H151V183H149ZM171 185V186H172ZM179 185H181V184H179ZM258 185V184H257ZM264 185V184H263ZM85 186V185H84ZM86 186H87V184H86ZM171 186H169V187H171ZM254 187V186H253ZM53 188H54V185H53ZM80 188V187H79ZM173 188V187H172ZM88 189V188H87ZM79 190H81L82 192H83V190L80 188ZM79 190L77 191V192H79ZM175 190H177L176 192H178V193H182L183 192V189H175ZM224 190V189H223ZM231 190V191H232ZM262 190V189H261ZM52 191H53V189H52ZM72 191V190H71ZM102 191V192H101ZM250 191V190H249ZM74 192V191H73ZM152 192V191H151ZM221 192H223V191H221ZM253 192H254V190H253ZM48 193H51L50 191L48 192ZM75 193V192H74ZM227 193H228V191H227ZM51 194H56V193H51ZM59 194H60V192H59ZM71 194H72V192H71ZM85 194V193H84ZM96 194V196L94 195V194H92V196L91 197H89V199L88 200H90V199H96L95 197H98V195ZM221 194V193H220ZM229 194V193H228ZM253 194V193H252ZM77 195H79V193L77 194ZM80 195H82V194H80ZM79 195V196H80ZM94 195V196H93ZM101 195V194H100ZM102 195H104V194H102ZM162 195V194H161ZM54 196V195H53ZM72 196V195H71ZM158 196H160V195H158ZM232 196V195H231ZM230 196V197H231ZM76 197V196H75ZM221 197H224V196H221ZM234 197V198H235ZM248 197H249V195H248ZM66 198V197H65ZM83 198V197H82ZM106 198V197H105ZM104 198V199H105ZM157 198H159V197H157ZM203 198H205V197H203ZM219 198V197H218ZM43 199V198H42ZM77 199V198H76ZM79 199V198H78ZM81 199V198H80ZM85 199V198H84ZM104 199H102L101 200V202L100 203H102V201L104 200ZM112 199V198H111ZM71 200V199H70ZM83 199H81V200H79V202H81ZM97 200H99V199H97ZM58 201H60V200H58ZM61 201H64V200H61ZM71 201H73V200H71ZM85 201V200H84ZM91 202H92V200H90ZM104 201H106V200H104ZM157 201H159V200H157ZM43 202V201H42ZM46 202V201H45ZM65 202V201H64ZM75 203H77L76 202V200L74 201ZM83 202V201H82ZM94 202V201H93ZM92 202V203H93ZM95 202H97L96 200H95ZM155 202V201H154ZM60 203V202H59ZM75 203H73V204H75ZM83 203H86V202H83ZM82 203V204H83ZM97 203H99V201L97 202ZM149 203V202H148ZM58 204V203H57ZM64 204V203H63ZM67 204H68V202H67ZM78 204H80V203H77V205ZM90 204V203H89ZM132 204H134V205H132ZM152 204V203H151ZM150 204V205H151ZM158 204V203H157ZM159 204H161V203H159ZM29 205V204H28ZM55 205V204H54ZM59 205V204H58ZM76 205V204H75ZM76 205V206H77ZM81 205V204H80ZM84 205V204H83ZM88 205V204H87ZM132 205V206H131ZM154 205V204H153ZM31 206V205H30ZM30 206H28V209L30 208ZM40 206V205H39ZM59 206H61V205H59ZM58 206V207H59ZM64 206V205H63ZM68 206V205H67ZM66 206V207H67ZM70 206V205H69ZM82 206V205H81ZM146 206V205H145ZM34 207H35V205H34ZM37 207H38V204L36 205V208L35 209H37ZM43 207H45V206H43ZM57 207V206H56ZM65 207V208H66ZM73 207V206H72ZM75 207V206H74ZM87 207V206H86ZM85 207V208H86ZM92 207H93V205H92ZM95 207V206H94ZM99 207H101V206H99ZM103 207V206H102ZM110 207V208H109ZM154 207V206H153ZM23 210H25L23 207H21ZM65 208H64V210H65ZM77 208V207H76ZM80 208V207H79ZM78 208V209H79ZM83 208H84V206H83ZM143 208V207H142ZM149 208V207H148ZM148 208L147 209H145L144 208V212H147L148 211ZM157 208V207H156ZM33 209V208H32ZM44 209V208H43ZM107 208H105L104 210H106ZM163 209V208H162ZM31 210V209H30ZM40 210V209H39ZM58 210V209H57ZM62 211H63V209H61ZM61 210H60V208H59V210L57 211V212H60V213H62L61 212ZM73 210V209H72ZM76 209H74V211H75ZM97 210V209H96ZM157 210V209H156ZM28 211V210H27ZM26 211V212H27ZM33 211V210H32ZM42 210H40V212H41ZM55 211V210H54ZM83 211V210H82ZM85 211V210H84ZM83 211V212H84ZM93 211V210H92ZM15 212V211H14ZM21 212V211H20ZM67 212H69V211H67ZM66 212V213H67ZM82 212V213H83ZM108 212V211H107ZM32 213V212H31ZM36 213H38V212H36ZM66 213H64V214H66ZM71 213V212H70ZM78 213H79V211H78ZM81 213V214H82ZM7 214V213H6ZM10 214V213H9ZM39 214V213H38ZM41 215H43V214H45V213H40ZM39 214V215H40ZM63 214V215H64ZM73 213H71V215H72ZM33 215H34V213H33ZM68 215V214H67ZM66 215V216H67ZM78 215V214H77ZM76 215V216H77ZM2 216V215H1ZM5 216V215H4ZM7 216V215H6ZM29 216V215H28ZM65 216V217H66ZM75 216V215H74ZM82 216V215H81ZM92 216V215H91ZM103 216V215H102ZM17 217H18V215H17ZM36 217V216H35ZM38 217V216H37ZM70 217V216H69ZM83 217V216H82ZM85 217V216H84ZM48 218H50V217H48ZM72 218V217H71ZM70 218V219H71ZM91 218V217H90ZM38 219H40V220H33V222L32 221H24V222H20V223H18V224H20V227L22 228V229H31V228H34V229H36L37 227H39V228H41L40 226H42V227H44V228H49V227H51L52 228V226H49L50 224H48L49 223V220H48V223L46 222V221H44V220H42L41 218H38ZM46 219V218H45ZM61 219V218H60ZM64 219V218H63ZM80 219V218H79ZM85 219H87V216H86V218ZM19 220V219H18ZM17 220V221H18ZM29 220H30V218H29ZM50 220H52V219H50ZM76 220V219H75ZM81 220V219H80ZM264 220V219H263ZM3 221V220H2ZM1 221V222H2ZM9 221V220H8ZM16 221V220H15ZM22 221V220H21ZM65 221V220H64ZM63 221V222H64ZM123 221V220H122ZM52 222V221H51ZM55 222V221H54ZM53 222V223H54ZM56 222H57V220H56ZM62 222V221H61ZM67 222V221H66ZM78 222V221H77ZM82 222V221H81ZM94 222V221H93ZM260 222V221H259ZM6 223H7V221H6ZM243 223V222H242ZM263 223V222H262ZM17 224V225H18ZM32 224L34 225V226H32ZM56 225H57V223H55ZM54 224V225H55ZM63 224V223H62ZM252 224V223H251ZM258 224V223H257ZM257 224L255 223L254 225H256L257 226ZM17 225H13L14 227H16ZM52 225V224H51ZM61 225V224H60ZM82 225V224H81ZM83 225H84V223H83ZM242 225H244V224H242ZM260 226H262V227H260V228H263V224L261 225V224H259ZM13 226H12V229H13ZM80 226V225H79ZM239 226H241L240 224H238V227ZM246 226H247V224H246ZM246 226H245V228H246ZM249 226V225H248ZM247 226V227H248ZM4 227V226H3ZM55 227V226H54ZM76 227V226H75ZM83 227V226H82ZM85 227V226H84ZM243 227V226H242ZM255 227V226H254ZM1 228V227H0ZM20 228V229H21ZM60 228H62V227H60ZM73 228V227H72ZM241 228V227H240ZM244 228V229H245ZM251 228H253V227H251ZM256 228V227H255ZM7 229V228H6ZM55 229H58V228H55ZM75 229H77V228H75ZM250 229V228H249ZM9 230V229H8ZM11 230V229H10ZM8 231V232H6V234H4L2 237H6V238H4L5 239V241L6 242H11V241H18L19 242V240L20 239H17V240H15L14 238L17 236V235H21V234H19V229L18 230H15V229H13L12 231ZM32 230V229H31ZM52 230V229H51ZM54 230V229H53ZM85 230V229H84ZM101 230V229H100ZM257 230V229H256ZM1 231V230H0ZM50 231V230H49ZM48 231V232H49ZM83 231V230H82ZM33 232V231H32ZM34 232H36V231H34ZM43 232V231H42ZM47 232V233H48ZM23 233H25V232H23ZM22 233V234H23ZM39 233V232H38ZM38 233H35V236H38L39 238L40 237H43V236H41V233H39V235H38ZM51 232H49V234H50ZM241 233V232H240ZM256 233V232H255ZM27 234V233H26ZM37 234V235H36ZM44 234V233H43ZM42 234V235H43ZM34 235V234H33ZM45 235H47L46 233H45ZM29 236H30V234H29ZM50 236V235H49ZM96 237H98L97 235L95 236V238ZM46 238V237H45ZM107 239H108V237H106ZM105 238V240L104 241H107V239ZM122 238V237H121ZM226 238V237H225ZM227 238H228V236H227ZM227 238H226V240L225 241H228L229 240V242L232 240V239H228L227 240ZM230 238H232V237H230ZM3 239V240H4ZM14 239V240H13ZM32 239H33V237H32ZM32 239H29V237L27 236V235H25V237L22 239L24 242H25V244H29V243H31L33 240ZM42 239V238H41ZM40 239V240H41ZM47 239H48V237H47ZM99 238H97V240H98ZM113 239V238H112ZM111 239V240H112ZM237 239V238H236ZM39 240V241H40ZM43 240V239H42ZM95 240V239H94ZM102 240V241H103ZM110 240V241H111ZM4 241V242H5ZM34 241H37L36 239L34 240ZM38 241V242H39ZM100 241V240H99ZM113 241V240H112ZM111 241V242H112ZM116 241V240H115ZM119 241V240H118ZM234 241V240H233ZM236 241V240H235ZM18 242H16V243H18ZM95 242V241H94ZM98 242V241H97ZM108 242V241H107ZM221 242H223V241H221ZM229 242H227V243H229ZM242 242V241H241ZM1 243H3V242H1ZM19 243H22V242H19ZM41 243V242H40ZM88 243V242H87ZM93 243V242H92ZM92 243H90V244H85V245H91ZM100 242H98L97 244H95V245H98ZM101 243H103V242H101ZM117 243V242H116ZM115 243V244H116ZM224 243H226V242H224ZM226 243V244H227ZM7 244V243H6ZM15 244V243H14ZM24 244V243H23ZM33 244V243H32ZM235 244V243H234ZM2 245V244H1ZM13 245V244H12ZM70 245V244H69ZM93 245V244H92ZM218 245H220V242H219V244ZM48 246V245H47ZM68 246V245H67ZM66 246V247H67ZM212 245H210V247H211ZM224 246H225V244H224ZM4 247V246H3ZM2 247V248H3ZM15 247V246H14ZM19 246H16V249L18 248ZM1 248V247H0ZM7 248V247H6ZM13 248V247H12ZM38 248V247H37ZM37 248H35V249H37ZM84 248L86 249V247L84 246ZM92 248H94V249H96L94 246H92ZM212 248V247H211ZM210 248V249H211ZM216 248V247H215ZM214 248V249H215ZM19 249V248H18ZM90 249H91V247H90ZM89 249V250H90ZM93 249V250H94ZM3 250V249H2ZM2 250H1V252H2ZM11 250V249H10ZM88 250V249H87ZM93 250H91L90 252H93ZM217 250V249H216ZM220 250V249H219ZM219 250H217V251H219ZM221 250H223V249H221ZM84 251V250H83ZM82 251V252H83ZM96 251V250H95ZM94 251V252H95ZM205 251H207V250H205ZM9 252V251H8ZM20 252V251H19ZM97 252H98V250H97ZM197 252V251H196ZM200 252V251H199ZM202 252V251H201ZM204 252V251H203ZM215 252V251H214ZM16 253V252H15ZM21 253V252H20ZM29 253V252H28ZM209 253V252H208ZM4 254V253H3ZM22 254V253H21ZM90 254V253H89ZM92 254V253H91ZM94 254H96V252L95 253H93V255ZM170 254V253H169ZM172 254V253H171ZM190 254V253H189ZM192 254V253H191ZM201 254V256H202V254L203 253H200ZM211 254V253H210ZM209 254V255H210ZM25 255V254H24ZM29 256V255H28ZM92 256V255H91ZM194 257V259L196 260V255H193ZM204 256V255H203ZM212 256V255H211ZM211 256H209V257H211ZM214 256V255H213ZM2 257V256H1ZM0 257V258H1ZM192 257V256H191ZM14 258V257H13ZM192 258V259H193ZM200 258V257H199ZM198 257H197V259H199ZM207 258H208V256H207ZM206 258V259H207ZM212 258V257H211ZM3 259V258H2ZM12 259V258H11ZM15 259V258H14ZM203 259H205L204 257H203ZM17 260V259H16ZM7 261H8V259H7ZM14 261V260H13ZM196 261H198V260H196ZM201 261V260H200ZM203 261V260H202ZM201 261V262H202ZM208 261V260H207ZM1 262V261H0ZM5 262V261H4ZM199 262V261H198ZM201 262H199V263H201ZM22 263V262H21ZM204 263V262H203ZM206 263V262H205ZM204 263V264H205ZM210 263V262H209ZM2 264V263H1Z\"/></svg>",
	"mask_w": 264,
	"mask_h": 264
}]
</instances>
